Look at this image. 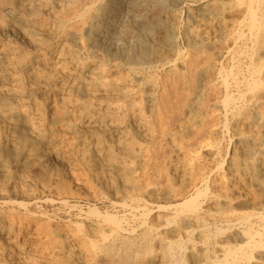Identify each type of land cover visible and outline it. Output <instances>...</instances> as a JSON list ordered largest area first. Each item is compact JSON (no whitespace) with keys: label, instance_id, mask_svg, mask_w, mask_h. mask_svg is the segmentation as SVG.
<instances>
[{"label":"bare ground","instance_id":"6f19581e","mask_svg":"<svg viewBox=\"0 0 264 264\" xmlns=\"http://www.w3.org/2000/svg\"><path fill=\"white\" fill-rule=\"evenodd\" d=\"M63 1V0H62ZM60 1V2H62ZM102 1V0H101ZM110 3V11L107 13V19L114 20L118 13L119 7H115L113 9V2L115 4V0H111ZM117 1V0H116ZM139 1V0H138ZM155 1V0H154ZM188 1V0H187ZM235 1V0H234ZM52 2V1H51ZM50 0H33V3H30L29 0H0V33L3 32L6 29V19L9 18L13 21L17 20V26L11 33H10V39L13 38L17 41H19L24 46H27L29 49H33L32 54L27 53H19L13 48L8 47H2L0 46V174L3 177V180L0 181V199L4 198V190H10L12 192V195L15 196V198L25 199L27 201H33L38 199H42L46 194L52 193L51 186L49 185L53 181H60L61 188L60 191H62L63 195H69L73 194L75 188L70 185L65 178L68 177L67 173L64 177L63 173L59 169H53L50 168V162L52 158H57L65 162L67 168H70V175L72 173V177L75 180L76 185L82 184V186H86L88 188L91 186L92 182L89 181V179H83L79 178V174L77 173L81 169H86L91 177V181L94 182L99 188L103 186V179L97 173V163H100L103 165L104 170L109 173H116L124 182H121V184L124 183V188H126L128 191L136 190V184L134 181H132L130 175L133 173L135 174L136 168H141L144 172L148 173L150 168L154 165V160L151 159L152 157L145 155L144 149L142 146L137 145L135 141H131L129 143H125L122 141V137L120 136L119 132L121 131L120 125L114 120L113 116L111 115V111L114 110L107 101L108 99L113 98H122L128 96L127 90L123 87L128 83L127 78H117V79H111L108 77V72L106 67L101 63H93V61L89 60L85 57V52L88 51V43L86 42L85 36V30L86 26L89 22V19L91 18V15L94 13V11H97V3L100 2L99 0H77L75 1L74 6L70 9L69 13L66 15H61L57 11L54 10V8L51 7ZM57 2V1H56ZM55 2V3H56ZM65 2V1H64ZM126 2V1H125ZM150 2V1H149ZM157 2V1H156ZM159 2V1H158ZM172 2V1H171ZM183 2V0L181 1ZM195 2V1H194ZM205 2V1H204ZM216 2V1H215ZM215 2L214 5H215ZM223 0L221 1V3ZM228 2V1H227ZM232 2V1H230ZM66 3V2H65ZM102 3V2H101ZM120 3V2H119ZM153 3V2H152ZM151 3V4H152ZM160 3V2H159ZM162 3V2H161ZM179 3V2H177ZM212 3V2H211ZM212 3V4H213ZM217 3H220L217 1ZM233 3V2H232ZM237 3L239 5V9L243 13H245L247 17V27L250 31V39L252 42V54L250 55V64L248 66V79L246 81V87H247V93L245 96V104L244 111L248 116H253V120L250 122V124H253L254 126L257 125L259 128H264V0H237ZM57 3L56 5H58ZM107 4V3H106ZM105 4V5H106ZM117 4V3H116ZM115 4V5H116ZM154 4V3H153ZM163 4V3H162ZM161 5V7H163ZM186 4V3H184ZM60 5V4H59ZM58 5V6H59ZM70 5V4H68ZM155 5V4H154ZM157 5V4H156ZM225 5V4H224ZM228 5H232L228 3ZM234 5V3H233ZM63 5H61L62 7ZM65 6V4H64ZM67 6V5H66ZM120 6V5H119ZM124 6V4H123ZM136 6V4H135ZM150 6V5H149ZM159 6V4H158ZM194 6V5H193ZM216 6V5H215ZM214 6V7H215ZM221 6V5H220ZM219 6V7H220ZM223 6V5H222ZM236 6V5H235ZM60 7V8H61ZM104 7V6H101ZM125 7V6H124ZM205 7V6H204ZM224 7V6H223ZM226 7V6H225ZM232 7V6H231ZM237 7V6H236ZM63 8V7H62ZM105 8V7H104ZM109 7H107L108 9ZM130 8V7H129ZM149 8V7H147ZM159 8V7H158ZM202 8V7H201ZM209 8V7H208ZM211 8V6H210ZM218 8V6L216 7ZM222 8V7H221ZM218 8V9H221ZM230 8V6L228 7ZM59 9V7H58ZM127 9V8H125ZM124 9V10H125ZM163 9H165L163 7ZM203 9V13H207L206 10ZM207 9V8H206ZM226 9V8H225ZM236 9V8H234ZM238 9V10H239ZM61 10V9H60ZM68 10V9H67ZM153 10V9H151ZM149 10V11H151ZM166 10V9H165ZM164 10V11H165ZM191 10V9H190ZM193 10V9H192ZM191 10V11H192ZM200 10V9H199ZM214 10V9H213ZM217 10V9H216ZM237 10V11H238ZM63 11V10H62ZM102 11V10H101ZM121 11V9L119 10ZM148 11V12H149ZM155 11V10H153ZM160 11H163L160 9ZM195 11H197L195 9ZM211 11V10H210ZM225 11V10H224ZM105 12V11H104ZM167 12V10H166ZM190 12V11H189ZM228 12V10H227ZM67 13V12H66ZM96 13V12H95ZM101 13V12H100ZM103 13V12H102ZM126 14V11L124 12ZM137 13V12H136ZM191 13V12H190ZM210 13V12H209ZM240 13V12H239ZM48 15L50 16V21L52 24V34L48 35L46 33L47 31V25L44 20H41L42 15ZM64 14V13H63ZM141 14V13H140ZM145 15V13H143ZM148 14V13H146ZM165 15V13H163ZM196 13H194V16ZM214 14V13H213ZM216 14V12H215ZM222 14V12H221ZM224 14V12H223ZM95 15V14H94ZM102 15V14H101ZM168 15V14H167ZM193 15V14H192ZM205 15V14H204ZM212 15V14H211ZM218 15V14H217ZM220 15V14H219ZM225 15V14H224ZM241 15V14H240ZM244 15V17H245ZM132 16V15H130ZM141 16V15H140ZM199 16V14H198ZM215 16V15H214ZM212 17V19L214 18ZM47 17V16H45ZM104 17V16H103ZM142 17V16H141ZM194 17V18H195ZM200 18L203 16H199ZM198 17V18H199ZM204 17H207L204 16ZM217 17V16H216ZM235 17V16H234ZM237 18L238 15L236 16ZM242 17V16H241ZM44 18V17H43ZM49 18V17H48ZM101 18V17H98ZM121 18V17H120ZM132 18V17H131ZM160 16L158 17V19ZM162 18V17H161ZM168 18V16H167ZM191 18V17H190ZM209 18V16L207 17ZM205 18V19H207ZM104 19V18H103ZM134 19V18H133ZM169 19V18H168ZM167 19V20H168ZM203 19V18H202ZM204 19V20H205ZM236 20V18H233ZM96 20V18H95ZM125 20V19H124ZM163 20V19H162ZM199 20V19H198ZM242 20V19H241ZM240 20V21H241ZM107 21V20H106ZM173 22V20H170ZM196 21V20H195ZM207 21V20H206ZM220 21V20H219ZM228 21V20H227ZM238 21V20H237ZM239 21V22H240ZM243 21V20H242ZM241 21V22H242ZM105 22V21H104ZM114 22V21H113ZM137 22V21H136ZM161 22V21H160ZM193 22V21H192ZM208 22V21H207ZM217 22V20H216ZM215 22V23H216ZM91 23V22H90ZM98 23V22H97ZM101 23V22H100ZM109 23V22H107ZM118 23V22H117ZM199 22H197L198 24ZM201 23V22H200ZM206 23V22H205ZM204 23V27H205ZM212 23V22H211ZM95 24V23H94ZM99 24V23H98ZM115 24V23H114ZM122 24V22H121ZM165 24V23H164ZM163 24V25H164ZM241 24V23H240ZM10 25V24H9ZM15 25V22H14ZM13 25V26H14ZM50 25V24H49ZM90 25V24H89ZM105 25V24H104ZM107 25V24H106ZM110 25V24H109ZM112 25V24H111ZM140 25V24H139ZM194 25H196L194 23ZM210 25V23H209ZM208 25V26H209ZM218 25V24H217ZM216 25V26H217ZM97 26V24L95 25ZM93 26V27H95ZM100 27V24L98 25ZM150 26V25H149ZM158 26H161L160 24ZM197 26V25H196ZM207 26V24H206ZM220 26V25H219ZM166 27V26H165ZM202 27V26H201ZM218 27V26H217ZM223 27V26H222ZM240 27V26H239ZM243 27V26H242ZM8 28V27H7ZM92 28V27H91ZM98 28V27H96ZM171 28V27H170ZM169 28V29H170ZM176 28V27H175ZM193 28V27H192ZM206 28V27H205ZM225 28V27H224ZM235 28V27H234ZM88 29V28H87ZM90 29V27H89ZM95 29V28H94ZM108 29V28H107ZM113 29V28H112ZM120 29V28H119ZM155 29V28H154ZM161 29V28H160ZM197 29V28H196ZM193 33H195V30ZM199 29V27H198ZM201 29V28H200ZM231 29V28H230ZM9 30V29H6ZM49 30V29H48ZM99 30V29H98ZM106 30V29H105ZM114 30V29H113ZM123 30V29H122ZM143 30V29H142ZM163 30V29H162ZM165 29L164 31H166ZM204 30V29H203ZM213 30V29H211ZM229 30V29H228ZM233 30V29H231ZM235 30V29H234ZM141 31V30H140ZM151 31V30H150ZM192 31V29H191ZM206 31V30H205ZM221 31V30H219ZM9 32V31H8ZM90 32V31H89ZM98 32V31H97ZM173 33V31L171 30ZM204 32V31H203ZM213 32V31H212ZM211 32V33H212ZM217 32V31H215ZM240 32V30H239ZM241 32H243L241 30ZM49 33V32H48ZM104 33H107L104 32ZM117 33V28H116ZM147 33V32H146ZM154 33V32H153ZM191 33V32H190ZM198 33V32H197ZM195 33V34H197ZM206 33V32H205ZM214 33V32H213ZM228 33V32H227ZM225 33V34H227ZM248 33V32H247ZM47 34V35H46ZM123 34V33H122ZM151 34V33H150ZM157 34V33H156ZM189 34V33H188ZM200 34V33H199ZM218 34V33H217ZM222 34V33H221ZM238 34V33H237ZM244 34V33H242ZM1 35V34H0ZM4 35V34H3ZM6 35V33H5ZM4 35V36H5ZM102 35V34H101ZM112 35V34H111ZM115 35V34H114ZM132 35V34H131ZM153 35V34H152ZM155 35V34H154ZM176 35V34H175ZM191 35V34H190ZM214 35V34H213ZM224 35V34H223ZM228 35V34H227ZM235 35V34H234ZM99 36V35H98ZM134 36V35H133ZM158 36V35H157ZM212 36V35H211ZM216 36V35H215ZM214 36V38H215ZM225 36V35H224ZM232 36V35H231ZM242 36V35H241ZM93 36H91L92 38ZM145 37V36H144ZM153 37V36H152ZM156 37V36H155ZM175 37V36H174ZM191 37V36H190ZM189 37V39H190ZM193 37V36H192ZM191 37V38H192ZM195 37V36H194ZM210 37V36H209ZM223 37V36H222ZM227 37V36H226ZM248 37V36H247ZM89 38V37H88ZM90 38V39H91ZM108 38V37H107ZM106 38V39H107ZM115 38V37H114ZM141 38V37H140ZM146 38V37H145ZM198 38V37H197ZM239 38V37H238ZM237 38V39H238ZM243 38V37H242ZM245 38V37H244ZM3 39V38H2ZM103 39V38H102ZM105 39V38H104ZM124 39V38H123ZM130 39V38H129ZM150 39V38H149ZM155 39V38H154ZM173 39V38H171ZM188 39V40H189ZM194 39V38H193ZM208 39V36H207ZM211 39V38H210ZM221 39V37H220ZM220 39H218L220 41ZM234 39V38H233ZM249 39V40H250ZM113 40V39H111ZM136 40V39H134ZM157 41V39H155ZM170 40V39H169ZM195 40V39H194ZM205 40V39H203ZM202 40V41H203ZM212 40V39H211ZM223 40V39H222ZM228 40V39H227ZM231 40V39H230ZM243 40V39H242ZM7 41V40H6ZM10 41V40H9ZM8 41V42H9ZM97 41V40H96ZM125 41V40H124ZM132 41V40H130ZM146 41V40H145ZM148 41V40H147ZM192 41V40H191ZM209 41V40H208ZM214 41V39H213ZM240 41V40H239ZM135 42V41H134ZM149 42V41H148ZM173 42V41H171ZM197 43V41H195ZM199 42H201L199 40ZM232 42V41H231ZM90 43V42H89ZM117 43V41H116ZM130 43V42H129ZM139 43V42H138ZM142 43V42H141ZM187 43V41L185 42ZM205 43V42H203ZM207 43V42H206ZM205 43V44H206ZM213 43V42H211ZM215 43V42H214ZM225 43V42H224ZM248 43V42H247ZM97 44H103L100 40L97 41ZM190 44V43H189ZM209 44V43H207ZM220 44V43H218ZM227 44V43H226ZM12 45V44H11ZM21 45V46H23ZM95 45V44H93ZM100 45V46H101ZM114 45V44H113ZM140 45V44H138ZM137 45V46H138ZM145 45V44H144ZM150 45V44H149ZM153 45V44H152ZM158 45V44H157ZM162 45V44H161ZM204 45V44H203ZM215 45V44H214ZM213 45V46H214ZM238 45V44H237ZM243 45V44H242ZM6 46H8L6 44ZM10 46V45H9ZM18 47V45H16ZM90 46V45H89ZM209 46H212L211 44ZM220 46H222L220 44ZM219 46V47H220ZM246 46V45H244ZM11 47V46H10ZM118 47V46H117ZM143 47V44H142ZM153 47V46H151ZM162 47V46H161ZM189 47V46H188ZM199 46L193 45L188 54L187 57L185 56H177L178 60L181 62V66L183 70H177L173 73H170L171 75L166 76L160 83L157 84V81L149 80L151 82L150 84L154 83L153 85H160L162 90H164V93L159 98V105L156 109L151 110V114L154 120L153 123H156L157 129H159L160 134L163 136L167 132L165 130V122L166 118L168 116L167 111L168 109V94L166 93L167 89L173 91L175 94L179 92L180 89L183 86V92L181 94L182 98V104L183 109L186 110L185 112H190L193 114L195 120H196V126H195V134L198 137L199 140H201L203 137H206L205 135L209 133L215 132L217 129V121L218 117L213 112L210 111L209 100L208 98L199 97L197 94V87L199 84H201L202 77L205 73L212 72L216 70L217 63L212 58H205L202 60L201 53L203 46L200 45V50L197 49ZM218 47V48H219ZM227 47V46H225ZM231 47V46H230ZM239 47V46H238ZM243 47V46H242ZM248 47V46H246ZM15 48V47H14ZM94 48V47H93ZM168 48V47H167ZM166 48V49H167ZM171 48V47H170ZM216 48V47H215ZM215 48L213 50L215 52ZM22 49V48H21ZM100 49V48H99ZM114 49V48H113ZM119 49V48H118ZM117 49V50H118ZM123 49V48H122ZM140 49V48H139ZM189 49V48H188ZM205 48H203L204 50ZM227 49V48H226ZM241 49V48H240ZM156 50H159V48ZM165 50V49H164ZM234 50V49H233ZM239 50V49H238ZM251 50V49H250ZM31 51V50H30ZM91 51V50H90ZM93 51V50H92ZM95 51V50H94ZM106 51V50H105ZM154 51V50H153ZM161 51V50H160ZM212 51V52H213ZM230 49L227 51L229 52ZM246 51V50H245ZM249 52V50H247ZM101 53V51H99ZM113 52V51H112ZM140 52V51H138ZM170 52V51H169ZM206 51H204L205 53ZM213 52V53H214ZM238 52V51H237ZM243 52V50H242ZM30 53V52H29ZM89 53V52H87ZM95 53V52H94ZM131 53V52H130ZM207 53V52H206ZM208 53H211L210 50ZM207 53V54H208ZM220 53V52H219ZM246 53V52H245ZM93 54V53H92ZM103 54V53H102ZM133 54V53H132ZM165 54V53H164ZM218 54V53H217ZM250 54V53H249ZM101 55V54H99ZM121 55V54H120ZM154 55V53H153ZM220 55V54H219ZM237 55V54H236ZM244 55V54H241ZM246 55V54H245ZM87 56V55H86ZM106 56V55H105ZM127 56V55H126ZM134 56V55H133ZM141 58L143 59H149L151 56V48L146 47L144 51L141 54ZM157 56V55H156ZM207 56V55H206ZM216 55L215 57H217ZM224 56V55H223ZM222 56V57H223ZM247 56V55H246ZM102 57V56H101ZM124 57V56H123ZM132 57V56H131ZM175 57V58H177ZM204 57V55H203ZM211 57V56H210ZM233 57V55H232ZM231 57V58H232ZM245 57V56H244ZM100 58V57H99ZM121 58V57H120ZM130 58V57H129ZM156 58V57H155ZM219 58V57H218ZM227 58V56H226ZM246 58V57H245ZM91 59V58H90ZM103 59V58H102ZM152 59V58H151ZM221 59V58H220ZM247 59V58H246ZM120 60V59H119ZM136 60V57H135ZM176 60V59H174ZM216 60V58H215ZM219 60V59H218ZM235 60V58H234ZM154 61V60H153ZM228 61V59H227ZM241 61V60H240ZM105 62V60H104ZM121 62V61H120ZM134 60L131 59V63H133ZM148 62V61H147ZM146 62V63H147ZM152 62V61H150ZM234 62V61H233ZM232 62V63H233ZM236 62V61H235ZM245 62V60H244ZM247 62V61H246ZM113 63V62H112ZM138 63V62H137ZM168 63V62H167ZM174 63V62H173ZM171 63V65L173 64ZM227 63V62H226ZM141 64V63H138ZM137 64V65H138ZM143 64V63H142ZM150 64V63H149ZM148 64V66H149ZM153 64V63H152ZM238 64V63H237ZM115 65V63H114ZM122 65V64H121ZM132 65V64H131ZM130 65V66H131ZM135 65V64H134ZM151 65V64H150ZM177 65V64H176ZM227 65V64H226ZM225 65V67H227ZM108 66V65H107ZM117 66V65H116ZM140 66V65H139ZM221 66V65H220ZM237 66V65H236ZM239 66V64H238ZM241 66V65H240ZM138 67V66H137ZM141 67V66H140ZM143 67V66H142ZM159 67V66H158ZM165 67V66H164ZM234 67V66H233ZM108 68V67H107ZM121 68V66H120ZM150 68V67H149ZM168 68V67H167ZM173 68V66H172ZM171 68V69H172ZM177 68V67H175ZM229 68V67H228ZM239 68V67H238ZM111 69V68H110ZM114 69V68H113ZM122 69V68H121ZM153 69V68H152ZM156 69V68H155ZM158 69V68H157ZM247 69V68H246ZM119 70V68H118ZM117 70V71H118ZM160 70V69H159ZM173 70V69H172ZM116 71V72H117ZM148 71H150L148 69ZM230 71L231 68H230ZM239 71V70H238ZM241 71V68H240ZM124 72V71H123ZM170 72V71H169ZM223 72V71H221ZM226 72V71H225ZM237 72V71H236ZM245 72V71H244ZM114 73V72H113ZM142 73V72H141ZM140 73V74H141ZM148 73V72H147ZM146 73V74H147ZM164 73V72H163ZM167 73V72H166ZM220 73V72H219ZM228 74V71L226 72ZM231 73V72H230ZM233 73V72H232ZM239 72H237L238 74ZM242 73V72H241ZM120 74V73H119ZM138 71L134 68L131 69V76H133L135 79L138 75ZM157 74V73H156ZM210 74V73H209ZM212 74V73H211ZM221 74V73H220ZM247 74V73H246ZM125 75V74H124ZM154 75V74H153ZM206 75V74H205ZM241 75V74H240ZM244 75V73H243ZM120 76V75H119ZM129 76V74H128ZM212 76V75H211ZM210 76V77H211ZM215 76V75H214ZM227 76V75H226ZM231 76V75H229ZM239 76V75H238ZM246 76V75H245ZM126 77V76H125ZM162 77V76H161ZM138 78V77H137ZM141 78V77H140ZM145 78V77H144ZM205 78V76H204ZM209 78V77H208ZM207 78V79H208ZM218 78V77H217ZM232 79V77H230ZM148 79H151L149 77ZM147 79V80H148ZM158 79V77L156 78ZM214 79V77L212 78ZM245 79V78H244ZM243 79V80H244ZM133 80V79H132ZM211 80V79H210ZM215 80V79H214ZM223 80V79H221ZM235 80V79H234ZM134 81V80H133ZM140 81V80H139ZM205 81V80H204ZM209 81V79H208ZM238 81V80H237ZM136 82V81H135ZM212 82V81H211ZM217 82V81H216ZM243 82V81H242ZM139 83V82H138ZM209 83V82H208ZM232 83V82H231ZM240 83V82H239ZM147 84V83H145ZM205 84V83H202ZM201 84V85H202ZM236 84V83H235ZM238 84V83H237ZM149 85V84H148ZM180 85V86H179ZM182 85V86H181ZM211 85V84H210ZM230 85V84H228ZM131 86V85H130ZM129 86V87H130ZM137 86V85H136ZM142 86V85H141ZM224 87L227 86V80L223 82ZM240 86V85H238ZM128 87V88H129ZM144 88V86H142ZM149 87V86H148ZM181 87V88H180ZM201 87V86H200ZM206 87V85H205ZM209 87V86H208ZM213 87V86H212ZM230 87V86H229ZM233 87V86H232ZM235 87V86H234ZM140 88V87H138ZM180 88V89H178ZM207 88V87H206ZM237 88V87H236ZM133 90V88L131 87ZM152 89V88H151ZM157 89V88H156ZM227 89V88H225ZM235 89V88H234ZM138 90V89H137ZM136 90V91H137ZM143 90V89H142ZM185 90V91H184ZM200 92L201 88H199ZM204 90V89H203ZM218 90V89H217ZM221 90V88H220ZM83 91L87 95V97L90 98L88 101L82 102L79 100L77 95ZM130 91V90H129ZM158 91V90H156ZM170 91V92H171ZM147 92V91H146ZM154 92V91H153ZM169 92V94H170ZM205 92V91H204ZM208 92V91H207ZM227 91H225L226 97H224V100H222L219 104L223 108H230L232 105L233 100L231 97L226 94ZM237 92V91H236ZM245 92V91H244ZM131 93V92H130ZM144 94V93H143ZM141 94V95H143ZM209 94V93H208ZM210 97H215L214 101L216 99H219L217 96L218 93L216 92V89H212ZM230 94H232L230 92ZM235 94V93H234ZM237 94V93H236ZM150 95V94H149ZM154 95V93H153ZM205 95V93H204ZM80 96V94H79ZM136 96V95H135ZM147 96V95H146ZM145 96V97H146ZM159 95L156 97L158 98ZM170 96H173V94H170ZM202 96V95H201ZM221 96V95H220ZM223 96V95H222ZM234 96V95H233ZM232 96V97H233ZM243 96V95H241ZM39 97L42 98V101H39ZM129 97V96H128ZM149 97V96H147ZM180 95H178L176 102H178V98ZM209 97V98H210ZM217 97V98H216ZM238 97V96H237ZM81 98V97H80ZM83 98V97H82ZM81 98V99H82ZM86 98V97H85ZM132 98V97H131ZM244 98V96H243ZM87 99V98H86ZM85 99V100H86ZM124 99V98H123ZM134 99V98H133ZM141 99V98H140ZM152 99V98H151ZM172 99V98H171ZM238 101L239 98H237ZM107 100V101H106ZM149 100V99H148ZM157 100V99H156ZM244 100V99H243ZM242 100V101H243ZM111 101V100H110ZM109 101V102H110ZM115 100H112V102ZM120 101V100H119ZM117 100V102H119ZM128 101V100H127ZM136 101V99H135ZM140 101V100H139ZM138 103L140 104V102ZM173 101V100H172ZM220 101V100H219ZM237 101V100H236ZM116 102V101H115ZM126 102V101H125ZM142 102V101H141ZM153 102V101H152ZM156 102V101H154ZM181 102V101H180ZM130 103V102H129ZM146 103V102H145ZM149 103V102H148ZM179 103V102H178ZM211 103V102H210ZM214 103V102H212ZM217 103V102H216ZM120 104V103H119ZM138 104V105H139ZM143 104V103H142ZM234 104V103H233ZM237 104V102H236ZM242 104V103H240ZM239 104V105H240ZM122 105V104H121ZM137 105V104H136ZM137 105V106H138ZM153 105V104H152ZM117 106V105H115ZM141 106V105H140ZM139 106V107H140ZM146 107H150L145 105ZM144 106V107H145ZM173 105V108H176ZM238 106V105H237ZM236 106V107H237ZM125 107V106H123ZM138 107V108H139ZM179 107V106H178ZM177 107V108H178ZM219 107V106H218ZM217 107V108H218ZM233 107V106H232ZM235 107V106H234ZM233 107V108H234ZM126 108V107H125ZM124 108V109H125ZM130 109L132 107H129ZM143 108V107H142ZM141 108V109H142ZM232 108V109H233ZM241 108V107H239ZM118 109V106H117ZM123 109V110H124ZM127 109V108H126ZM134 109V108H133ZM132 109V110H133ZM140 109V108H139ZM121 108L119 109V111ZM135 110V109H134ZM133 110V111H134ZM144 109L143 111H145ZM178 110V109H177ZM219 110V109H218ZM222 110V109H221ZM227 110V109H226ZM225 110V111H226ZM238 110V109H237ZM242 110V109H241ZM240 110V112H242ZM116 111V110H115ZM142 111V112H143ZM175 111V109H174ZM229 111V110H228ZM233 111V110H231ZM230 111V112H231ZM117 112V111H116ZM115 112V115H116ZM126 112V111H125ZM124 112V113H125ZM176 112V111H175ZM178 112V111H177ZM223 112V111H222ZM244 112V113H245ZM120 113V112H119ZM132 113V112H131ZM138 113V112H137ZM146 113V111H145ZM219 113V112H218ZM114 114V112H113ZM128 114V113H127ZM143 114V113H142ZM183 114V113H182ZM228 114V113H227ZM226 114V115H227ZM230 114V113H229ZM236 114V113H235ZM122 115V113H121ZM132 115H134L132 113ZM140 115V113H139ZM148 115V114H147ZM181 114L177 115L180 116ZM225 115V114H223ZM242 115V114H241ZM124 116V115H123ZM136 116V115H135ZM134 116V117H135ZM138 116V115H137ZM136 116V117H137ZM176 116V115H175ZM174 116V118H175ZM192 116V117H193ZM222 116V115H221ZM234 116V115H233ZM232 116V117H233ZM244 116V115H243ZM126 117V116H125ZM132 117V116H131ZM130 117V118H131ZM172 117V116H171ZM185 117V115H184ZM190 117V116H189ZM226 116L223 117V119ZM240 117V116H239ZM242 117V116H241ZM240 117V118H241ZM145 117L139 116V120H143ZM151 118V117H149ZM172 118V119H174ZM177 118V117H176ZM175 118V119H176ZM188 118V117H187ZM191 118V117H190ZM238 118V117H236ZM132 119V118H131ZM136 119V118H135ZM174 119V120H175ZM183 119V118H182ZM189 119V118H188ZM193 119V118H192ZM191 119V120H192ZM120 121L119 119H116ZM123 120V119H122ZM145 123L149 119H145ZM226 120V119H225ZM241 120V119H240ZM131 121V120H130ZM141 121H139L141 123ZM172 121V120H171ZM169 120V122H171ZM188 120H186L187 122ZM221 121V120H220ZM236 121V120H234ZM238 121V120H237ZM123 122V121H122ZM120 122V123H122ZM133 122V120H132ZM131 122V123H132ZM135 122V120H134ZM138 122V123H139ZM150 122V121H149ZM177 122V121H176ZM184 122V121H183ZM229 122V121H228ZM248 117L246 116L244 119L242 118L241 124L248 125ZM152 123V122H151ZM173 123V121L171 122ZM190 123V122H189ZM230 123V122H229ZM124 124V123H123ZM133 124V123H132ZM149 124V123H147ZM180 124V123H179ZM221 124V123H220ZM227 123L225 122L224 125ZM82 125H86V134L90 137L94 138L90 146H87L86 144L84 148L80 146L79 143L75 142V137H77V132L79 131V127ZM154 125V124H153ZM175 125V124H174ZM172 124V128L175 129L176 127ZM184 125V124H183ZM233 125V124H232ZM231 125V126H232ZM240 125V124H238ZM134 126V125H133ZM138 126V125H137ZM135 126V127H137ZM142 126V125H141ZM149 126V125H148ZM175 128H174V127ZM230 126V127H231ZM256 126V128H257ZM126 127V125L124 126ZM146 127V126H145ZM181 127V126H180ZM178 127V128H180ZM190 127V126H189ZM192 127V126H191ZM219 127V126H218ZM221 127V126H220ZM253 127V126H252ZM138 128V127H137ZM136 128V129H137ZM154 128V127H153ZM171 128V129H172ZM247 128V127H246ZM129 129V127H128ZM145 129V128H144ZM151 129V128H150ZM182 129V128H180ZM187 129V128H186ZM224 129V128H223ZM225 129H227L225 127ZM168 130V129H167ZM220 130V129H219ZM233 130V129H232ZM237 130V129H236ZM257 130V129H256ZM81 131V130H80ZM128 131V130H126ZM138 131V129L136 130ZM140 131V130H139ZM153 129L150 131L152 132ZM186 131V130H185ZM82 132V131H81ZM130 132V131H129ZM147 132H149L147 130ZM146 132V134H147ZM247 132V131H246ZM261 132V130H260ZM134 135L136 132H132ZM138 133V132H137ZM170 133L172 134L173 132ZM228 133V132H227ZM232 133V132H231ZM235 133V131L233 132ZM238 133V132H237ZM249 133V132H248ZM255 135L252 137L245 136L244 134H237L238 138L237 144L240 147V153L238 154V157L234 159L233 166L236 170L241 174L239 176L240 182L239 185V192L238 195L240 198H244V203L252 208V211L254 210H260L259 212L256 211V213H247L243 214L239 217V228L237 229V237L240 240L241 244L235 247H225L224 244L219 245L217 243L214 244L213 248L215 250V253L218 254V258L220 257L221 260H217L213 264H264V195L263 191L257 187L261 186L260 177H264V140L260 139L258 135L261 133L254 132ZM125 134V133H124ZM130 133H127V135ZM153 134V133H151ZM150 134V135H151ZM168 134V133H167ZM225 134V133H224ZM252 134V133H251ZM101 135L103 138H101ZM133 135V136H134ZM139 135V134H138ZM141 135V134H140ZM149 135V133H148ZM190 135V134H189ZM215 135V134H214ZM213 135V136H214ZM228 135V134H227ZM235 135V134H234ZM86 136V135H85ZM125 136V135H124ZM132 136V135H131ZM130 136V137H131ZM185 136V133H184ZM183 136V137H184ZM194 136V135H193ZM211 136V135H210ZM216 136V135H215ZM104 137H109L108 140ZM135 137V136H134ZM146 137V136H144ZM149 137V136H148ZM169 137V136H168ZM187 137V135L185 136ZM190 137V136H189ZM192 137V136H191ZM225 137V136H224ZM235 137V136H234ZM262 137V136H261ZM87 138V137H86ZM125 138L128 139L126 136ZM124 138V139H125ZM132 138V137H131ZM130 138V139H131ZM139 138V137H138ZM155 138V136H154ZM208 138V137H207ZM134 139V138H133ZM143 139V138H141ZM165 139V137H164ZM181 139V138H180ZM183 139V138H182ZM198 139H196L198 141ZM209 139V138H208ZM49 141V146L51 144V150L50 152L44 151V147L42 150L41 143L43 141ZM77 140V138H76ZM89 140V139H88ZM129 140V139H128ZM138 140V139H137ZM140 140V138H139ZM150 140V139H149ZM148 140V141H149ZM163 140V139H162ZM187 140V139H186ZM185 140V141H186ZM109 141V142H108ZM152 141V139H151ZM164 141V140H163ZM184 141V143H185ZM192 141V140H191ZM196 141V142H197ZM207 141V139H206ZM82 142V141H81ZM80 142V143H81ZM85 142V141H83ZM127 142V141H126ZM143 142V141H142ZM188 142V140L186 141ZM86 143V142H85ZM139 143V142H138ZM141 143V140H140ZM139 143V144H140ZM166 143V140H165ZM198 143V142H197ZM217 143V142H216ZM45 144V143H44ZM48 144V142L46 143ZM82 144V143H81ZM113 144L118 147V149H121L122 151V157L115 155V149L113 148ZM144 145L143 143H141ZM163 144V143H162ZM187 144V143H186ZM185 144V146H187ZM193 143L189 144L192 146ZM157 145H159V141L157 142ZM156 145V147H157ZM194 145V144H193ZM212 145V144H211ZM237 145V146H238ZM145 146V145H144ZM184 146V145H183ZM182 146V148H183ZM205 146V145H202ZM48 147V145H47ZM47 147H45L47 149ZM147 147V146H146ZM189 147V146H188ZM220 147V146H219ZM145 148V147H144ZM149 148V147H148ZM153 148V147H151ZM180 148V147H179ZM207 148V147H206ZM214 148V147H213ZM154 149V148H153ZM158 149V148H157ZM156 149V150H157ZM167 149V147H166ZM165 149V150H166ZM194 149V147H193ZM239 149V148H238ZM115 150V151H114ZM147 150V148H146ZM154 150V151H156ZM163 150V149H162ZM202 150V149H201ZM218 150V149H217ZM220 150V149H219ZM150 151V149H149ZM160 151V150H159ZM158 151V152H159ZM185 151V150H183ZM192 151V150H191ZM199 151V149H198ZM117 152V151H116ZM153 151H151L152 153ZM194 152V151H193ZM220 151H218L219 153ZM144 153V155L142 154ZM195 153V152H194ZM225 153V152H224ZM148 154V153H147ZM157 154V153H156ZM160 154V153H159ZM167 154V153H166ZM199 154V153H198ZM236 154V156H237ZM150 155V154H149ZM158 155V154H157ZM182 155V154H181ZM197 155V153L195 154ZM165 156V155H162ZM167 156V155H166ZM88 157L95 158L96 160L91 162L88 161ZM161 157V156H158ZM176 157V156H175ZM182 157V156H181ZM181 157H179L181 159ZM199 157V156H198ZM217 157V156H216ZM221 157V155H220ZM162 158V157H161ZM177 158V157H176ZM168 159V158H167ZM178 159V158H177ZM195 159V158H194ZM199 159V158H198ZM222 159V158H221ZM55 160V159H54ZM94 160V159H93ZM220 159L218 158L217 161ZM223 160V159H222ZM233 160V159H232ZM50 161V162H49ZM58 161V160H57ZM196 161V160H195ZM198 161V160H197ZM160 162V158L159 161ZM181 162V161H180ZM193 162V156L190 153V150L187 148L185 155H184V172L186 174V171L188 173H191L192 178L194 180V184H201L205 182V179L207 177V172L205 171V168L201 167L202 164L195 165ZM60 163V162H59ZM57 163V164H59ZM164 163V162H163ZM171 163V162H170ZM178 163V162H177ZM195 163V162H194ZM207 163V162H204ZM54 164V163H53ZM61 164H63L61 162ZM181 164V163H180ZM198 164V163H197ZM209 164V163H208ZM225 164V161L221 163V166ZM63 165V168H64ZM158 165V164H157ZM164 165V164H163ZM170 165V164H169ZM173 165V164H172ZM171 165V166H172ZM182 165V164H181ZM204 165V164H203ZM232 165V164H231ZM52 166V165H51ZM54 166V165H53ZM161 166V165H160ZM168 165H165V167ZM178 166V164H177ZM208 166V165H207ZM218 166V165H217ZM216 166V167H217ZM221 166H218V168ZM59 167V166H58ZM101 167V166H100ZM164 167V168H165ZM170 167V166H169ZM179 167V166H178ZM210 167V166H209ZM17 168H25V169H33V168H39L42 171H44L47 174L48 177V183L40 184L36 183L38 180H33L29 177H24L23 175L18 177L14 176V172L12 170ZM60 168V167H59ZM66 168V167H65ZM154 168V167H153ZM168 168V167H166ZM165 168V169H166ZM182 168V166H181ZM228 168V167H227ZM234 169V168H233ZM232 169V170H233ZM21 169H19L20 171ZM162 170V169H161ZM174 170V169H173ZM182 170V169H181ZM180 170V171H181ZM182 170V171H183ZM209 170V169H208ZM219 170V169H218ZM223 170V169H222ZM67 171V169H66ZM65 171V172H66ZM69 171V170H68ZM67 171V172H68ZM100 171V168H99ZM103 171V169H102ZM101 173H104L102 172ZM142 171V172H143ZM155 171V168L153 169V172ZM171 171V170H169ZM179 171V172H180ZM235 170H233L234 172ZM16 172V171H15ZM40 172V171H39ZM143 172V173H144ZM165 172V171H164ZM173 172V171H171ZM170 172V173H171ZM177 172V170H176ZM213 172V171H212ZM212 172L209 173L212 175ZM227 172V171H226ZM237 172V171H235ZM27 175L29 172H27ZM138 174V172H136ZM169 173V174H170ZM175 173V172H173ZM183 173V172H182ZM221 173V170H220ZM225 173V172H223ZM238 173V174H239ZM17 175V172L15 173ZM22 174V173H21ZM38 174V173H37ZM37 174H35L37 176ZM145 174V173H144ZM154 174V173H153ZM159 174V173H158ZM161 174V173H160ZM233 173L232 175H234ZM0 175V176H1ZM25 175V176H27ZM69 175V176H70ZM81 175V174H80ZM110 175V174H107ZM115 175V174H114ZM115 175V176H116ZM146 175V174H145ZM149 175V174H148ZM147 175V176H148ZM157 175V174H156ZM168 175V173H167ZM237 175V173H236ZM33 176V173H32ZM134 176V175H133ZM137 176V175H136ZM142 176V175H141ZM154 176V175H153ZM174 176V175H173ZM176 176V175H175ZM187 176V175H186ZM185 176V177H186ZM220 176V175H219ZM217 176V177H219ZM235 176V175H234ZM238 176V175H237ZM35 177V176H34ZM39 177V176H38ZM82 177V175H81ZM87 177V176H86ZM150 177V175H149ZM157 177V176H156ZM155 177V178H156ZM160 177V176H158ZM172 177V176H171ZM179 178V176H176ZM184 177V176H183ZM209 177V176H208ZM248 177V179L246 178ZM71 178V177H70ZM105 178V177H104ZM107 178H109L107 176ZM112 178V176H111ZM115 178V177H113ZM140 178V177H138ZM143 178V177H142ZM153 178V177H152ZM161 178V177H160ZM175 177L172 179L174 180ZM181 178V176H180ZM179 178V180H181ZM191 178V179H192ZM215 178V176H214ZM37 179V178H36ZM73 179H70L73 180ZM110 179V178H109ZM134 179V177H133ZM158 179V178H157ZM157 179L156 182L157 183ZM170 179V177H169ZM213 179V178H212ZM225 179V178H224ZM106 180V179H104ZM159 180V179H158ZM220 178L218 181L220 182ZM262 180V179H261ZM112 182V180H110ZM115 181V179H114ZM113 181V183H114ZM117 181V179H116ZM121 181V180H120ZM137 181V180H136ZM175 181V180H174ZM189 181V180H188ZM211 181V180H210ZM216 182V180H214ZM213 181V182H214ZM74 182V181H73ZM144 182V181H143ZM142 182V183H143ZM164 186H159L155 183V185L159 187H147V189L143 191L142 196H157V199L159 196H172L173 200L178 199V194L172 189L171 182L168 180L165 181ZM181 182V181H180ZM185 182V181H184ZM223 182V181H222ZM72 183V182H71ZM112 183V184H113ZM120 183V182H119ZM117 183V184H119ZM190 183V182H189ZM192 183V182H191ZM212 183V182H211ZM237 183V184H238ZM264 183V182H263ZM40 184V185H38ZM74 184V183H72ZM111 184V185H112ZM120 184V185H121ZM161 184V182H160ZM176 184V183H175ZM174 184V185H175ZM204 184V183H203ZM226 184V183H225ZM236 184V185H237ZM54 185V184H53ZM110 185V184H108ZM110 185V186H111ZM115 185V183H114ZM163 185V183H162ZM191 185V184H189ZM202 185V184H201ZM213 185V184H212ZM215 185V184H214ZM264 185V184H263ZM262 185V186H263ZM83 186V187H84ZM93 186V185H92ZM113 186V185H112ZM117 186V185H116ZM139 186V185H138ZM178 186V185H177ZM199 186V185H198ZM195 185V187H198ZM228 186V185H227ZM261 186V187H262ZM142 187V186H141ZM140 187V188H141ZM200 187V186H199ZM202 187V186H201ZM208 187V185H207ZM205 186L206 189L207 188ZM213 187V186H212ZM215 187V186H214ZM218 189L221 190L224 189L223 183H217ZM216 187L214 189H216ZM238 187V185H237ZM257 188V189H254ZM53 188V187H52ZM80 188V186H79ZM116 188V187H115ZM114 188V189H115ZM122 188V185L121 187ZM119 188V190H120ZM231 188V187H230ZM233 188V187H232ZM231 188V189H232ZM54 189V188H53ZM56 189V188H55ZM54 189V190H55ZM78 189V188H77ZM83 189V188H81ZM98 189V188H96ZM94 189V190H96ZM113 189V188H112ZM144 189V186H143ZM142 189V190H143ZM210 189V188H209ZM213 189V188H212ZM216 189V190H218ZM235 189V187H234ZM88 190V189H86ZM85 190V191H86ZM100 190V189H98ZM116 190V189H115ZM124 190V189H123ZM122 190V191H123ZM176 190V189H175ZM180 190V189H178ZM192 190V189H191ZM208 190V188H207ZM196 191L195 195L193 197H190V199L184 200L181 202V204L173 205V213L175 211L177 218H179V227H176L175 230L169 231V233L179 236L183 235L185 242L188 244L192 241V237L195 235V233L205 234L207 231L208 225L203 222L202 216H201V205L199 204L198 200L201 199L202 195L204 196L205 193L209 191ZM220 190V191H221ZM222 190V192H223ZM78 191V190H77ZM93 191V190H92ZM90 191L92 194L93 192ZM114 191V190H113ZM126 193V190H124ZM217 191L218 193L220 192ZM229 189L227 190V192ZM58 192V191H56ZM80 192V191H79ZM78 192V193H79ZM89 192V191H88ZM87 192V193H88ZM101 192V191H100ZM103 192V191H102ZM105 192V191H104ZM115 192V191H114ZM136 192V191H135ZM138 192V191H137ZM195 192V191H194ZM212 192V191H211ZM217 192H214L217 194ZM221 192V193H222ZM6 193V192H5ZM8 193V192H7ZM6 193V196H7ZM76 193V192H75ZM85 193V192H83ZM86 193V194H87ZM90 193V194H91ZM99 193V192H98ZM106 193V192H105ZM122 193V192H121ZM124 193V192H123ZM124 193V195H125ZM134 193V192H133ZM184 193V192H183ZM231 193V192H230ZM236 193V192H235ZM53 194V193H52ZM50 194V195H52ZM81 194V193H80ZM89 194V193H88ZM91 194V195H92ZM97 194V193H96ZM101 194V193H100ZM99 194V195H100ZM138 194V193H137ZM190 194V192H189ZM223 194L220 196L214 197L211 195L212 202L214 205L215 215L218 214V216H224L226 214H223L224 208L231 206V203L228 200V196L225 193V198L223 197ZM11 195V194H10ZM49 195V194H48ZM57 193L55 194V196ZM61 195V194H60ZM60 195L56 197H60ZM76 195V194H75ZM83 195V194H81ZM85 195V194H84ZM94 195V194H93ZM92 195V198H93ZM102 195V194H101ZM128 194H126L127 196ZM133 195V194H132ZM206 195V194H205ZM54 196V194H53ZM66 196V197H67ZM72 195L71 197H73ZM87 196V195H85ZM96 196V195H95ZM115 196V195H114ZM123 196V194H122ZM202 196V197H203ZM209 196V195H208ZM233 196V195H232ZM52 197V196H51ZM67 197V198H68ZM76 197V196H75ZM105 197V196H104ZM116 197V196H115ZM112 199L113 201L115 200ZM134 197V196H133ZM144 197V198H145ZM189 197V196H188ZM231 197V196H230ZM229 197V198H230ZM64 198V197H63ZM77 198V197H76ZM91 198V197H90ZM95 198V197H94ZM100 198V197H99ZM118 198V197H117ZM116 198V200H117ZM127 198V197H126ZM131 198V197H130ZM148 198V197H147ZM146 198V199H147ZM166 198V197H165ZM163 198V199H165ZM234 197H231L232 199ZM238 197H236L237 199ZM56 199V198H55ZM110 199V198H109ZM108 199V200H109ZM122 199V198H121ZM129 199V196H128ZM127 199V200H128ZM142 199V198H141ZM136 200L133 199L132 203L135 205L134 209L141 212L143 217V225L146 224V214L147 209L150 206L149 201L146 200ZM163 199L161 201H163ZM170 199V198H169ZM180 199V198H179ZM204 199V198H203ZM206 199V198H205ZM235 199V198H234ZM235 199V201H236ZM47 200V198H46ZM45 200V201H46ZM50 202V199H48ZM47 200V201H48ZM59 200V199H58ZM96 200V198H95ZM148 200V199H147ZM156 202V199H154ZM152 200V201H154ZM238 200V199H237ZM241 200V199H240ZM44 201V200H43ZM42 201V202H43ZM44 201V202H45ZM53 201V200H52ZM51 201V202H52ZM71 201V200H70ZM97 201V200H96ZM99 201V200H98ZM159 200H157L158 202ZM160 201V202H161ZM232 201V200H231ZM1 202V201H0ZM9 202V201H7ZM17 203L16 201H14ZM13 202V203H14ZM18 202V204L25 208L26 205L22 200ZM50 202V203H51ZM68 202L64 201L66 204ZM72 202V201H71ZM123 202V200H122ZM204 202V200H203ZM206 202V201H205ZM211 202V201H210ZM209 202V203H210ZM237 202V201H236ZM47 203V202H46ZM53 203V202H52ZM56 203V202H55ZM61 203V202H60ZM121 203V202H120ZM119 203V204H120ZM125 203V202H123ZM167 203V202H165ZM7 204V203H5ZM32 204V203H31ZM30 204V205H31ZM62 204V203H61ZM69 204V202H68ZM66 204V205H68ZM113 204V203H112ZM117 204V203H116ZM155 204V203H154ZM158 204V203H157ZM160 204V203H159ZM168 204V203H167ZM13 205V204H11ZM29 205V204H28ZM115 205V204H114ZM166 205V204H165ZM203 205V204H202ZM19 206V207H20ZM65 206V205H64ZM71 206V205H69ZM91 206V205H90ZM112 206V205H111ZM121 206V204H120ZM127 207V205H125ZM124 206V209L126 208ZM131 205H129L130 207ZM153 206V205H152ZM158 206V205H157ZM234 206V205H233ZM9 207V206H8ZM28 207V206H27ZM39 207V206H38ZM81 207V206H80ZM89 207V206H88ZM114 207V206H112ZM131 207V208H133ZM156 207V206H155ZM164 206H162V209ZM169 209H171L172 205H167ZM15 208V207H14ZM84 208V207H83ZM128 208V207H127ZM151 208V207H150ZM206 208V207H204ZM233 208L234 207H230ZM76 209V208H74ZM73 209V210H74ZM97 209V208H96ZM114 209V208H113ZM130 209V208H129ZM159 209V208H158ZM237 210V208H235ZM254 209V210H253ZM14 210V209H13ZM25 210V209H24ZM37 210V209H36ZM81 210V209H80ZM78 210V211H80ZM93 216H96L99 219V223L96 225H92L91 228H88V231L92 232L89 233L90 235L97 238V242L93 241L94 239L87 238V236L81 234V229L77 228L76 231L73 229L72 233L71 231L65 232L64 229L60 226L53 225V223H50L48 221L42 220V218L31 217L27 218L26 220L22 221V219L18 218V213L16 216L13 215V213H0V264H60V262L64 261L67 264H95L98 261H101L102 263L106 264H134L135 262L139 260V256L134 253L135 248L137 247V244L134 243L133 240H131L128 237H125V229H124V220L123 218L117 217L115 215H102L97 210L93 211ZM119 210V209H118ZM133 210V209H131ZM135 210V211H136ZM149 210V209H148ZM153 210V209H152ZM161 210V209H160ZM165 210V209H164ZM172 210V209H171ZM203 210V209H202ZM205 210V209H204ZM210 210V209H209ZM230 210V209H229ZM8 211V210H7ZM16 212V210H14ZM124 211V210H123ZM128 211V210H127ZM134 211V212H135ZM155 211V210H154ZM158 211V210H157ZM228 211V210H224ZM131 212V211H130ZM129 212V213H130ZM237 212V211H235ZM69 213V211H68ZM81 213V212H80ZM83 213V211H82ZM88 212L89 214H92ZM108 213V212H107ZM149 213L150 210H149ZM157 213V212H156ZM228 213V212H227ZM241 213V212H240ZM239 213V214H240ZM243 213V212H242ZM21 214V213H20ZM28 214V213H27ZM46 214V213H45ZM79 214V213H78ZM84 214V213H83ZM128 214V213H126ZM124 214V215H126ZM58 215V214H57ZM71 215V214H70ZM77 215V214H76ZM134 215V214H133ZM164 215V214H163ZM162 215V216H163ZM230 215V213H229ZM228 215V216H229ZM236 215V214H235ZM22 217L24 215H21ZM36 216V215H34ZM38 216V215H37ZM69 216V215H68ZM92 216V215H91ZM137 216V215H136ZM165 216V215H164ZM168 216V215H167ZM170 216V215H169ZM173 216V215H172ZM227 216V217H228ZM81 217V216H80ZM88 217V216H87ZM134 217V216H133ZM141 217V215L139 216ZM138 217V218H139ZM160 217V216H159ZM171 217V216H170ZM207 217V216H206ZM233 218L235 216H232ZM45 218V217H44ZM129 218V217H128ZM136 218V217H135ZM134 218V219H135ZM137 218V220H138ZM168 219L167 217H165ZM219 218V217H218ZM217 218V219H218ZM226 218V217H225ZM255 218L260 221L261 229L256 228L255 225L252 224L251 220ZM73 219V218H72ZM170 219V218H169ZM172 219V218H171ZM174 219V218H173ZM206 219V218H205ZM214 218L212 217V220ZM86 220V219H85ZM142 220V219H140ZM221 220V219H220ZM223 220V219H222ZM229 220V219H228ZM234 220V219H233ZM62 221V220H61ZM60 221V222H61ZM68 221V220H67ZM70 221V220H69ZM82 221V220H81ZM95 221V220H93ZM147 221V220H146ZM167 221V220H166ZM170 221V220H169ZM167 221V222H169ZM178 221V220H176ZM219 221V220H218ZM230 221V220H229ZM76 222V221H75ZM87 222V221H86ZM96 222V221H95ZM94 222V223H95ZM129 222V221H127ZM153 222V221H152ZM212 222V221H211ZM235 222V221H234ZM65 223V222H64ZM81 223V222H80ZM79 223V224H80ZM93 223V222H92ZM149 223V221H148ZM151 223V222H150ZM172 223V222H171ZM174 223V222H173ZM213 223H215L213 221ZM221 223V222H220ZM73 224V223H72ZM168 224V223H167ZM170 224V223H169ZM209 224V223H208ZM212 224V223H211ZM218 224V222H217ZM216 224V225H217ZM226 227H227V223ZM233 224V223H232ZM255 224V222H254ZM65 225V224H64ZM129 225V224H128ZM134 225V224H133ZM139 225V224H138ZM185 225L187 227H185ZM231 226V224H229ZM87 226V225H86ZM126 226V225H125ZM164 226V225H163ZM178 226V225H177ZM213 227V224L211 225ZM210 226V227H211ZM225 226V225H224ZM65 227V226H64ZM67 227V226H66ZM70 227V226H69ZM74 227V226H73ZM80 227V226H79ZM88 227V226H87ZM128 227V226H127ZM142 227V225L140 226ZM158 227V226H157ZM165 227V226H164ZM164 227H162L164 230H166ZM169 227V226H168ZM171 227V226H170ZM173 227V226H172ZM235 227V226H234ZM130 228V227H129ZM143 228V227H142ZM147 228V226H146ZM160 228V227H159ZM158 228V229H159ZM161 228V229H162ZM216 228V227H215ZM214 228V229H215ZM229 228V227H227ZM233 228V226H232ZM237 228V227H236ZM69 229V228H68ZM67 229V230H68ZM72 229V228H71ZM137 229V228H136ZM162 229V230H163ZM168 229V228H167ZM226 229V228H225ZM224 229V230H225ZM234 229V228H233ZM261 229V230H260ZM84 230V229H83ZM87 230V228H86ZM133 230V229H132ZM163 230V231H164ZM220 229H218L219 231ZM221 230L222 233H224ZM235 230V229H234ZM134 231V230H133ZM143 231V230H142ZM162 231V232H163ZM215 231V230H214ZM219 231V232H221ZM226 231V230H225ZM230 231V230H229ZM84 232V231H83ZM156 232L152 228L146 229L144 233L141 235V242L140 245L137 247L139 248V252L148 253L150 251V240L151 235ZM165 232V231H164ZM211 232V231H210ZM209 232V233H210ZM26 233V237L24 239H21L20 236ZM127 233V232H126ZM136 233V232H135ZM208 233V234H209ZM228 233V231H227ZM235 231L233 232V234ZM87 234V235H89ZM124 234V235H123ZM129 234V233H127ZM134 233H132L133 235ZM161 237L163 236V233H161ZM212 234V233H211ZM216 234V233H215ZM220 234V233H219ZM226 234V233H225ZM25 235V234H24ZM89 235V236H90ZM131 235V233H130ZM206 235V234H205ZM210 235V234H209ZM213 235V234H212ZM232 235V234H231ZM134 236V235H133ZM132 236V237H133ZM166 236V235H165ZM169 236V235H167ZM217 236V235H214ZM221 236V235H220ZM202 237V236H200ZM198 235V238H200ZM205 237V236H204ZM213 237V236H210ZM233 236H231L232 238ZM92 238V237H91ZM156 238V237H155ZM160 238V237H159ZM171 239V237H169ZM168 238V239H169ZM197 238V239H198ZM226 238V237H225ZM228 238V237H227ZM236 238V237H234ZM134 239V238H133ZM203 239V238H202ZM218 239V238H217ZM117 240H121L119 244L117 243ZM136 240V238H135ZM175 240V239H174ZM205 240V239H203ZM216 240V239H215ZM225 240V239H224ZM222 240V241H224ZM228 240V239H227ZM238 240V242H239ZM198 241V240H197ZM212 241V240H211ZM236 241L235 239L233 240ZM232 241V242H233ZM101 243V245L99 244ZM153 244L155 241H152ZM157 242V241H156ZM202 242V241H200ZM216 242V241H214ZM67 244H69V250L66 247ZM162 243V242H161ZM185 243V244H186ZM195 243V242H194ZM223 243V242H222ZM225 243V242H224ZM228 243V242H226ZM225 243V244H226ZM236 243V242H235ZM59 244V245H58ZM184 241H180L179 239L177 241H163V245L165 246L166 254L170 258H173L175 256V252L177 250L181 251L184 250ZM191 244V243H190ZM196 244V243H195ZM206 244V243H205ZM189 245V244H188ZM202 245V244H201ZM207 245V244H206ZM237 245V244H236ZM156 246V245H155ZM186 246V245H185ZM228 246V245H227ZM191 247V246H190ZM205 247V246H204ZM73 248V249H72ZM156 249V248H155ZM187 249V248H186ZM191 249V248H190ZM193 249V248H192ZM196 249V248H194ZM68 250V252H66ZM163 251V250H162ZM191 251V250H190ZM199 251V250H198ZM164 252V251H163ZM192 252H194L192 250ZM209 252V251H208ZM213 252V251H212ZM204 253V252H202ZM211 253V250H210ZM194 254V253H193ZM22 255L21 261L20 257ZM142 255V253H141ZM184 255V254H183ZM208 255V253H206ZM204 255V256H206ZM193 256V255H192ZM214 256V255H213ZM166 257V256H165ZM175 258V257H174ZM186 258V257H185ZM189 258V257H188ZM211 257H209L210 259ZM169 259V258H167ZM165 260V258H164ZM174 260V259H173ZM179 260V259H178ZM187 260V259H186ZM199 260V259H198ZM207 260V259H206ZM148 261V260H147ZM171 261V260H170ZM182 261V259H181ZM208 261V260H207ZM150 262V261H149ZM168 262V261H167ZM183 262V261H182ZM200 262V261H199ZM209 262V261H208ZM207 262V263H208ZM212 262V261H211ZM172 262H170L171 264ZM176 263V262H175ZM177 262L176 264H178ZM206 263V262H202Z\"/></svg>","mask_w":264,"mask_h":264},{"label":"rangeland","instance_id":"374dc122","mask_svg":"<svg viewBox=\"0 0 264 264\" xmlns=\"http://www.w3.org/2000/svg\"><path fill=\"white\" fill-rule=\"evenodd\" d=\"M30 1V3H33V0H29ZM52 1V2H51ZM57 1V2H56ZM60 1H62V0H50V2H51V7L52 8H54V10L55 11H57L59 14H61V15H66V14H68L69 13V11H70V9L74 6V4H75V1H77V0H63L62 2H60ZM66 3H65V2ZM100 2H98L97 3V7H96V9H97V11H94V13L91 15V18L92 19H89V22H88V24H87V26H86V30H85V39H86V42L88 43V51H86L84 54H85V57L86 58H88L90 61L92 60H94L93 61V63H101V64H103L105 67H106V69H107V72H108V77L109 78H113V79H119V78H121L122 76H123V78H127L128 79V83H130V84H126V86L124 85L123 87L127 90V92L129 93L128 94V96H127V98L126 97H120L119 99L117 98H111V99H108V103L111 105V106H113L112 108L114 109V110H112L111 111V115L113 116V118H114V120L120 125V127H121V131L119 132V134H120V136L122 137V141L123 142H125V143H129V142H131L132 140L133 141H135L136 143H137V145H139V146H142L143 147V149H144V153H145V155H147L146 157H148V156H150V157H152L151 159H155L154 160V165L150 168V170L148 171V173H146V172H144L141 168H136L134 171H135V174H131L130 175V177L132 178L131 180L132 181H134V183L136 184V190H133V192L132 191H128L126 188H124L125 186H124V183L123 184H121V182H124L118 175H116V173H109V172H106V170H104V167H103V165L102 164H100V163H98V162H96L97 163V165H99V166H97V173H99V175L102 177V179H103V186L102 187H98L96 184H94V182L93 181H91V177H90V174H89V172L86 170V169H81L78 173H77V175L79 176V178H83V179H89V181L90 182H92V183H90V184H92L91 186H89L88 188H86V186H82V184H78V185H76V183H75V180L73 179V177H72V173H71V175L69 174L70 173V168H67V164L65 163V162H63L62 160L60 161V159H57V158H52L51 159V162L49 163L50 165V168H53V169H59L62 173H63V175H64V177H67L66 176V173H67V175H68V177L67 178H65V180L66 179H68V180H66L70 185H72V187H76V186H78V187H76V189H74V190H76V191H74L73 192V194H71V195H69V197L67 198L65 195H63V193H62V191H60V188H61V184H60V181H53V182H51L49 185L51 186V189L53 190L52 191V193L54 194V196H53V194L52 193H48V194H46L42 199H40L39 201H38V199H36V200H33V201H27V200H25V199H20V198H15V196H13L12 195V193H10V192H12V191H10V190H4L3 191V193H4V198H2V199H0V213H5L6 214V212L7 213H13V215L14 216H16V214L18 213V218H19V216H20V218L22 219V221H24V220H26L27 218H29V217H31V215L33 216V217H37V218H42V220H44V221H48V219L49 218H51V219H49V221L48 222H50V223H53V225H56V224H58V225H56V226H60V227H62V229H64L65 230V232H69V231H71V233H72V230L74 229L75 231H76V229L77 228H80L81 229V234H83V235H85V236H87V238H90L91 240L92 239H94L93 241H95V242H97L98 240H97V238L95 237V235L94 236H92V235H90L89 233H91L92 234V232L90 231V229H89V231H88V228H91V226L92 225H96L97 223H99V219L96 217V216H93V213H92V210L91 209H93V211L95 210H97L100 214H102V215H106V214H110V215H115V216H117V217H120V218H123V220H124V229H125V237H128V238H130L131 240H133L134 241V243H136L137 244V247L140 245V243H138V242H141V235L144 233V231H146V229H150V228H152L154 231H156V232H154L152 235H151V240H150V251L148 252V253H144L143 254V252H139V248H135V250H134V253L136 254V255H138L139 256V260L137 261V263L135 262L134 264H170V262H172L171 264H176L177 262H179L178 264H213V262L215 263L217 260H221V258L219 257L218 258V254H216L215 253V250H214V244H212V243H217V244H219V245H223L224 244V246L225 247H235V246H238V245H240L241 244V242H240V240L238 239V237H237V229L239 228V217L241 216V215H243V214H247V213H256V211L257 212H259L260 210H254V211H252V208L251 207H249V206H247L245 203H244V201H243V199L244 198H240L239 197V195H238V192H239V185H240V182L238 183V181L240 180V178L239 177H241V176H239V175H241L239 172H238V170H236V168L235 167H231V166H233V161H234V159H236L237 157H238V154L240 153V147H239V145L237 144L238 142H236L237 141V138H238V135L237 134H244L245 136H248V137H252V136H254L255 135V133L254 132H256V135H257V133L259 134V133H261V132H264V128L262 129V128H259L257 125H253V124H250V122L253 120V116L251 117V116H248L247 114H246V112L244 111V104H245V99L247 98H245V96H246V94L248 95V93H247V87H246V81L245 80H247L248 79V66H249V62H250V55L252 54V52L251 51H253L252 50V42H251V39H250V31H249V29H248V27H247V23H248V21H247V17H246V15H245V13H243V15H242V13L241 12H243L242 10H241V8L239 9V5H238V3H237V0H223V2L221 3V1L222 0H183V2H181L182 0H115V4H114V2H113V9H115V7H119V9H118V15H117V17L113 20H110V19H107V13H109V11H110V3L112 2L111 0H99ZM126 1V2H125ZM150 1V2H149ZM157 1V2H156ZM160 3H159V2ZM172 1V2H171ZM195 1V2H194ZM205 1V2H204ZM216 1V2H215ZM217 1L218 2H220V3H217ZM228 1V2H227ZM230 1H232L233 3H234V5H233V3L232 2H230ZM56 2V3H55ZM102 2V3H101ZM120 2V3H119ZM155 4H153V3ZM163 4H162V3ZM177 2H179V3H177ZM213 2H215V5H214V3L212 4ZM57 3H59L58 5H56ZM107 3V4H106ZM152 3V4H151ZM184 3H186V4H184ZM228 3H230V4H232V5H228ZM64 4H65V6H64ZM68 4H70V5H68ZM106 4V5H105ZM123 4H124V6H123ZM135 4H136V6H135ZM157 4V5H156ZM158 4H159V6H158ZM160 4H162V6L167 10V12H166V10L165 9H163V7H161V5ZM225 4V5H224ZM61 5H63L62 7H61ZM67 5V6H66ZM120 5V6H119ZM150 5V6H149ZM194 5V6H193ZM221 5V6H220ZM224 7H223V6ZM237 7H236V6ZM101 6H104V7H101ZM205 6V7H204ZM210 6H211V8H210ZM215 6V7H214ZM218 6V8H221V9H218V8H216ZM220 6V7H219ZM226 6V7H225ZM230 6V8H228ZM232 6V7H231ZM58 7H59V9H58ZM61 7V8H60ZM107 7H109L108 9H107ZM130 7V8H129ZM147 7H149V8H147ZM159 7V8H158ZM204 8V10H206V12L207 13H203V9L202 8ZM209 7V8H208ZM125 8H127V9H125ZM207 8V9H206ZM226 8V9H225ZM234 8H236V9H234ZM61 9V10H60ZM68 9V10H67ZM121 9V11H119ZM125 9V10H124ZM151 9H153V10H155V11H153V10H151ZM160 9L161 10H163V11H160ZM192 11H191V10ZM195 9L197 10V11H195ZM200 9V10H199ZM214 9V10H213ZM217 9V10H216ZM239 9V10H238ZM63 10V11H62ZM102 10V11H101ZM149 10H151V11H149ZM165 10V11H164ZM211 10V11H210ZM225 10V11H224ZM227 10H228V12H227ZM238 10V11H237ZM105 11V12H104ZM126 11V14L124 13ZM149 11V12H148ZM191 13H190V12ZM67 12V13H66ZM96 12V13H95ZM101 12V13H100ZM103 12V13H102ZM137 12V13H136ZM210 12V13H209ZM215 12H216V14H215ZM221 12H222V14H221ZM223 12H224V14H223ZM240 12V13H239ZM64 13V14H63ZM141 13V14H140ZM143 13H145V15L143 14ZM146 13H148V14H146ZM163 13H165V15L163 14ZM194 13H196L195 15H196V17L194 16ZM214 13V14H213ZM95 14V15H94ZM102 14V15H101ZM168 14V15H167ZM193 14V15H192ZM198 14H199V16L201 15V16H203V17H199L198 16ZM205 14V15H204ZM212 14V15H211ZM218 14V15H217ZM220 14V15H219ZM241 14V15H240ZM130 15H132V16H130ZM142 17H141V16ZM207 15V17L209 16V18H207V17H204V16H206ZM215 15V16H214ZM238 15V17L239 18H237L236 16ZM244 15H245V17H244ZM45 16H47V17H45ZM104 16V17H103ZM160 16V18L158 19V17ZM167 16H168V18H167ZM214 16V18L212 19V17ZM217 16V17H216ZM235 16V17H234ZM242 16V17H241ZM44 17V18H43ZM49 17V18H48ZM98 17H101V18H98ZM121 17V18H120ZM132 17V18H131ZM162 17V18H161ZM191 17V18H190ZM195 17V18H194ZM199 17V18H198ZM95 18H96V20H95ZM104 18V19H103ZM134 18V19H133ZM203 18V19H202ZM205 18H207V19H205ZM233 18H236V20L235 19H233ZM125 19V20H124ZM163 19V20H162ZM168 19V20H167ZM199 19V20H198ZM205 19V20H204ZM243 21H242V20ZM41 20H44L46 23H48V24H46L47 25V31H46V33L48 34V35H51L52 34V30H53V28H52V24H51V21H50V16H48V15H42L41 16ZM107 20V21H106ZM170 20H173V22L172 21H170ZM196 20V21H195ZM208 22H207V21ZM216 20H217V22H216ZM220 20V21H219ZM228 20V21H227ZM238 20V21H237ZM242 22H241V21ZM105 21V22H104ZM114 21V22H113ZM137 21V22H136ZM161 21V22H160ZM193 21V22H192ZM240 21V22H239ZM14 22H15V25H14ZM91 22V23H90ZM100 24V27L98 26L99 24ZM101 22V23H100ZM107 22H109V23H107ZM118 22V23H117ZM121 22H122V24H121ZM197 22H199L198 24H197ZM201 22V23H200ZM206 22V23H205ZM212 22V23H211ZM216 22V23H215ZM6 29H9V30H4L3 32H1L0 34V46H2V47H8V48H13V50L15 49L16 51L18 50L19 51V53H27V54H32L34 51H33V49H29L27 46H24L23 44H21L19 41H17V40H15V39H13V38H11L10 39V33L16 28V26L18 25L17 24V20L15 21H13L12 19L10 20L9 18H7L6 19ZM95 23V24H94ZM115 23V24H114ZM165 23V24H164ZM194 23L197 25H194ZM204 23H205V27H204ZM209 23H210V25H209ZM241 23V24H240ZM10 24V25H9ZM50 24V25H49ZM90 24V25H89ZM97 24V26H95ZM105 24V25H104ZM107 24V25H106ZM110 24V25H109ZM112 24V25H111ZM140 24V25H139ZM161 25V26H158V25ZM164 24V25H163ZM206 24H207V26H206ZM218 24V25H217ZM14 25V26H13ZM150 25V26H149ZM209 25V26H208ZM218 27H217V26ZM220 25V26H219ZM93 26H95V27H93ZM166 26V27H165ZM202 26V27H201ZM223 26V27H222ZM240 26V27H239ZM243 26V27H242ZM8 27V28H7ZM13 27H15V28H13ZM89 27H90V29H89ZM92 27V28H91ZM96 27H98V28H96ZM171 27V28H170ZM176 27V28H175ZM193 27V28H192ZM198 27H199V29H198ZM225 27V28H224ZM235 27V28H234ZM88 28V29H87ZM95 28V29H94ZM108 28V29H107ZM114 30H113V29ZM116 28H117V33H116ZM120 28V29H119ZM155 28V29H154ZM161 28V29H160ZM170 28V29H169ZM194 28L196 29L195 30V33H197V34H195V33H193V31H194ZM201 28V29H200ZM233 29V30H231V29ZM49 29V30H48ZM99 29V30H98ZM106 29V30H105ZM123 29V30H122ZM143 29V30H142ZM163 29V30H162ZM165 29H167L166 31H164ZM191 29H192V31H191ZM204 29V30H203ZM211 29H213V30H211ZM229 29V30H228ZM235 29V30H234ZM141 30V31H140ZM151 30V31H150ZM171 30L173 31V33L171 32ZM206 30V31H205ZM219 30H221V31H219ZM239 30H240V32H239ZM241 30L243 31V32H241ZM9 31V32H8ZM90 31V32H89ZM98 31V32H97ZM107 31V33H104V32H106ZM204 31V32H203ZM214 33H213V32ZM215 31H217V32H215ZM49 32V33H48ZM147 32V33H146ZM154 32V33H153ZM191 32V33H190ZM206 32V33H205ZM212 32V33H211ZM228 32V33H227ZM248 32V33H247ZM5 33H6V35H5ZM123 33V34H122ZM151 33V34H150ZM157 33V34H156ZM189 33V34H188ZM200 33V34H199ZM218 33V34H217ZM222 33V34H221ZM225 33H227V34H225ZM238 33V34H237ZM242 33H244V34H242ZM5 36H4V35ZM46 34V35H47ZM102 34V35H101ZM112 34V35H111ZM115 34V35H114ZM132 34V35H131ZM153 34V35H152ZM155 34V35H154ZM176 34V35H175ZM191 34V35H190ZM214 34V35H213ZM225 36H224V35ZM235 34V35H234ZM99 35V36H98ZM134 35V36H133ZM158 35V36H157ZM212 35V36H211ZM216 35V36H215ZM232 35V36H231ZM242 35V36H241ZM91 36H93L92 38H91ZM146 38H145V37ZM153 36V37H152ZM156 36V37H155ZM175 36V37H174ZM192 38H191V37ZM195 36V37H194ZM207 36H208V39H207ZM210 36V37H209ZM214 36H215V38H214ZM223 36V37H222ZM227 36V37H226ZM248 36V37H247ZM89 37V38H88ZM108 37V38H107ZM115 37V38H114ZM141 37V38H140ZM189 37H190V39H189ZM198 37V38H197ZM220 37H221V39H220ZM239 37V38H238ZM243 37V38H242ZM245 37V38H244ZM3 38V39H2ZM91 38V39H90ZM103 38V39H102ZM105 38V39H104ZM107 38V39H106ZM124 38V39H123ZM130 38V39H129ZM150 38V39H149ZM157 39V41L155 40V39ZM171 38H173V39H171ZM195 40H194V39ZM212 40H211V39ZM234 38V39H233ZM238 38V39H237ZM111 39H113V40H111ZM134 39H136V40H134ZM170 39V40H169ZM189 39V40H188ZM203 39H205V40H203ZM213 39H214V41H213ZM218 39H220V41L218 40ZM223 39V40H222ZM228 39V40H227ZM231 39V40H230ZM243 39V40H242ZM250 39V40H249ZM7 40V41H6ZM10 40V41H9ZM99 41L100 42V40H101V42L103 43L102 45L101 44H97V41ZM125 40V41H124ZM130 40H132V41H130ZM146 40V41H145ZM149 42H148V41ZM192 40V41H191ZM199 40L201 41V42H199ZM203 40V41H202ZM209 40V41H208ZM240 40V41H239ZM9 41V42H8ZM116 41H117V43H116ZM135 41V42H134ZM171 41H173V42H171ZM187 41V43H185ZM195 41H197V43L195 42ZM232 41V42H231ZM90 42V43H89ZM130 42V43H129ZM139 42V43H138ZM142 42V43H141ZM203 42H207V43H209V44H205V43H203ZM211 42H213V43H211ZM215 42V43H214ZM225 42V43H224ZM248 42V43H247ZM190 43V44H189ZM218 43H220L222 46H220V44H218ZM227 43V44H226ZM6 44L8 45V46H6ZM12 44V45H11ZM93 44H95V45H93ZM114 44V45H113ZM138 44H140V45H138ZM142 44H143V47H142ZM145 44V45H144ZM150 44V45H149ZM153 44V45H152ZM158 44V45H157ZM162 44V45H161ZM204 44V45H203ZM212 45V46H209V45ZM215 44V45H214ZM238 44V45H237ZM243 44V45H242ZM11 47H10V46ZM16 45H18V47L16 46ZM21 45H23V46H21ZM90 45V46H89ZM101 45V46H100ZM138 45V46H137ZM193 45H195V46H199V48L197 47V49H199V51H201L202 50V53H201V58H202V60L203 59H205V58H212V59H214V61L217 63V67H219V68H217L216 70H214V71H212V72H209V73H205L204 74V76H205V78H204V76L202 77V80H201V84L202 83H205V84H199V86L197 87V94H198V96L199 97H203V98H205L206 96V98H208V101L209 100H212V101H209V105L208 106H212V108L210 107L209 109H210V111L211 112H213L215 115H217V119H218V121H217V125L219 126H217L216 127V131L215 132H213V133H209V134H207V135H205L206 137H203L201 140H199L198 139V137L196 136V134H195V124H196V120H195V118H194V116H193V114L192 113H190V112H188V110H187V112H185L186 110H184L182 107H183V104H182V96H181V94H182V92H183V86H182V88L180 89V88H178V89H180V94H178L179 92H177L176 94L173 92V91H171V90H169V89H167V91H166V93L168 94V111H167V114L168 113H171V116H170V114H168V116H167V118H166V122H165V130L167 131V132H165L166 134L165 135H161L160 134V132H159V129H157L158 127H157V125H156V123H153L154 122V120H152L153 119V117H152V114H151V110H154V109H156L157 107H158V105H159V98H160V96L164 93V90H162V88H161V86L160 85H153L154 83H152V84H150L151 82H149V80H154V81H157V84L158 83H160L166 76H168V75H171L170 73H173L174 71H176V69L177 70H183L182 69V66H181V62L178 60V57L181 55V56H185V57H187L188 56V54H189V52H190V50H191V48L190 47H192ZM200 45H202L203 46V48H205L204 50H203V48L201 49L200 48ZM214 45V46H213ZM244 45H246V46H248V47H246V46H244ZM118 46V47H117ZM151 46H153V47H151ZM162 46V47H161ZM189 46V47H188ZM220 46V47H219ZM225 46H227V47H225ZM231 46V47H230ZM239 46V47H238ZM243 46V47H242ZM15 47V48H14ZM94 47V48H93ZM146 47H148V48H151V56H150V58L149 59H143V58H141L142 56H141V54H142V52L144 51V49L146 48ZM168 47V48H167ZM171 47V48H170ZM216 47V48H215ZM219 47V48H218ZM22 48V49H21ZM100 48V49H99ZM114 48V49H113ZM119 48V49H118ZM123 48V49H122ZM140 48V49H139ZM156 48L158 49L159 48V50H156ZM167 48V49H166ZM189 48V49H188ZM214 48H215V52L213 51L214 50ZM227 48V49H226ZM241 48V49H240ZM118 49V50H117ZM165 49V50H164ZM201 49V50H200ZM211 49H213V50H211ZM230 49V51L229 52H227L228 50ZM234 49V50H233ZM239 49V50H238ZM251 49V50H250ZM31 50V51H30ZM91 50V51H90ZM93 50V51H92ZM95 50V51H94ZM106 50V51H105ZM154 50V51H153ZM161 50V51H160ZM209 50H210V52L211 53H208L209 52ZM242 50H243V52H242ZM246 50V51H245ZM247 50H249V52L247 51ZM17 51V52H18ZM99 51H101V53L99 52ZM113 51V52H112ZM138 51H140V52H138ZM170 51V52H169ZM204 51H206L205 53H204ZM214 53H213V52ZM238 51V52H237ZM30 52V53H29ZM87 52H89V53H87ZM95 52V53H94ZM131 52V53H130ZM220 52V53H219ZM246 52V53H245ZM93 53V54H92ZM103 53V54H102ZM133 53V54H132ZM153 53H154V55H153ZM165 53V54H164ZM218 53V54H217ZM250 53V54H249ZM99 54H101V55H99ZM121 54V55H120ZM220 54V55H219ZM237 54V55H236ZM241 54H244V55H241ZM247 56H246V55ZM87 55V56H86ZM106 55V56H105ZM127 55V56H126ZM134 55V56H133ZM157 55V56H156ZM203 55H204V57H203ZM207 55V56H206ZM216 55H218L217 57H215ZM224 55V56H223ZM232 55H233V57H232ZM102 56V57H101ZM124 56V57H123ZM132 56V57H131ZM178 56V57H177ZM211 56V57H210ZM223 56V57H222ZM226 56H227V58H226ZM247 58H245V57ZM100 57V58H99ZM121 57V58H120ZM130 57V58H129ZM135 57H136V60H135ZM156 57V58H155ZM175 57H177V58H175ZM219 57V58H218ZM232 57V58H231ZM91 58V59H90ZM103 58V59H102ZM152 58V59H151ZM215 58H216V60H215ZM221 58V59H220ZM234 58H235V60H234ZM120 59V60H119ZM131 59L132 60H134V62L133 63H131ZM174 59H176V60H174ZM219 59V60H218ZM227 59H228V61H227ZM104 60H105V62H104ZM154 60V61H153ZM241 60V61H240ZM244 60H245V62H244ZM121 61V62H120ZM148 61V62H147ZM150 61H152V62H150ZM234 61V62H233ZM236 61V62H235ZM247 61V62H246ZM113 62V63H112ZM141 63V64H138V63ZM147 62V63H146ZM168 62V63H167ZM174 62V63H173ZM227 62V63H226ZM233 62V63H232ZM114 63H115V65H114ZM143 63V64H142ZM151 65H150V64ZM153 63V64H152ZM171 63H173L172 65H171ZM239 64V66H238V64ZM122 64V65H121ZM132 64V65H131ZM135 64V65H134ZM138 64V65H137ZM148 64H149V66H148ZM177 64V65H176ZM227 64V65H226ZM108 65V66H107ZM117 65V66H116ZM131 65V66H130ZM141 67H140V66ZM221 65V66H220ZM225 65L227 66V67H225ZM237 65V66H236ZM241 65V66H240ZM120 66H121V68H120ZM138 66V67H137ZM143 66V67H142ZM159 66V67H158ZM165 66V67H164ZM172 66H173V68H172ZM234 66V67H233ZM108 67V68H107ZM150 67V68H149ZM168 67V68H167ZM175 67H177V68H175ZM229 67V68H228ZM239 67V68H238ZM111 68V69H110ZM114 68V69H113ZM118 68H119V70H118ZM132 68H134V69H136L137 71H138V75H137V77H136V79L133 77V76H131V69ZM153 68V69H152ZM156 68V69H155ZM158 68V69H157ZM173 70H172V69ZM230 68H231V70L232 71H230ZM240 68H241V71H240ZM247 68V69H246ZM148 69L150 70V71H148ZM160 69V70H159ZM118 70V71H117ZM239 70V71H238ZM117 71V72H116ZM124 71V72H123ZM170 71V72H169ZM221 71H223V72H221ZM228 71V74L226 73V72ZM239 72L238 74H237V72ZM245 71V72H244ZM114 72V73H113ZM142 72V73H141ZM148 72V73H147ZM164 72V73H163ZM167 72V73H166ZM221 74H220V73ZM231 72V73H230ZM233 72V73H232ZM242 72V73H241ZM120 73V74H119ZM141 73V74H140ZM147 73V74H146ZM157 73V74H156ZM212 73V74H211ZM243 73H244V75H243ZM247 73V74H246ZM125 74V75H124ZM128 74H129V76H128ZM154 74V75H153ZM241 74V75H240ZM120 75V76H119ZM212 75V76H211ZM215 75V76H214ZM227 75V76H226ZM229 75H231V76H229ZM239 75V76H238ZM246 75V76H245ZM126 76V77H125ZM162 76V77H161ZM211 76V77H210ZM117 77V78H116ZM141 77V78H140ZM145 77V78H144ZM149 77H151V79H148ZM158 77V79H156ZM164 77V78H163ZM209 77V78H208ZM214 77V79H212ZM218 77V78H217ZM230 77H232V79L230 78ZM163 78V79H162ZM209 79V81H208V79ZM245 78V79H244ZM134 81H133V80ZM148 79V80H147ZM211 79V80H210ZM221 79H223V80H221ZM225 79L227 80V86L228 87H224L223 86V82L225 81ZM235 79V80H234ZM244 79V80H243ZM140 80V81H139ZM205 80V81H204ZM238 80V81H237ZM136 81V82H135ZM212 81V82H211ZM217 81V82H216ZM243 81V82H242ZM139 82V83H138ZM209 82V83H208ZM232 82V83H231ZM240 82V83H239ZM145 83H147V84H145ZM236 83V84H235ZM238 83V84H237ZM149 84V85H148ZM211 84V85H210ZM228 84H230V85H228ZM131 85V86H130ZM137 85V86H136ZM144 86V88L142 87V86ZM205 85H206V87H205ZM238 85H240V86H238ZM130 86V87H129ZM149 86V87H148ZM180 86V85H179ZM201 86V87H200ZM209 86V87H208ZM213 86V87H212ZM230 86V87H229ZM233 86V87H232ZM235 86V87H234ZM129 87V88H128ZM131 87L133 88V90L131 89ZM138 87H140V88H138ZM237 87V88H236ZM152 88V89H151ZM157 88V89H156ZM199 88H201V91H202V93L200 92V90H199ZM216 89V92L218 93L217 95H219V96H217L219 99H216V101H214V98L215 97H210L212 94H211V92H212V89ZM220 88H221V90H220ZM225 88H227V89H225ZM235 88V89H234ZM138 89V90H137ZM143 89V90H142ZM204 89V90H203ZM218 89V90H217ZM130 90V91H129ZM137 90V91H136ZM156 90H158V91H156ZM147 91V92H146ZM154 91V92H153ZM171 91V92H170ZM185 91V90H184ZM205 91V92H204ZM208 91V92H207ZM225 91H227L226 92V94H228L230 97H231V99L233 100V102H232V105L230 106V108H222L221 107V105L219 104L222 100H224V97H226V95H225ZM237 91V92H236ZM245 91V92H244ZM131 92V93H130ZM169 92H170V94H173V96H170V94H169ZM230 92L232 93V94H230ZM144 93V94H143ZM153 93H154V95H153ZM204 93H205V95H204ZM209 93V94H208ZM235 93V94H234ZM237 93V94H236ZM79 94H80V96H79ZM78 95H77V97L76 98H78L79 100H84L85 102L86 101H88V100H90V98L89 97H87V95H83V94H85L83 91H81L80 93H79ZM141 94H143V95H141ZM150 94V95H149ZM136 95V96H135ZM149 96V97H147V96ZM157 95H159L158 96V98L156 97ZM178 95H180V97L178 98V102H176V100H177V97H178ZM202 95V96H201ZM221 95V96H220ZM223 95V96H222ZM234 95V96H233ZM241 95H243L244 96V98H243V96H241ZM146 96V97H145ZM233 96V97H232ZM238 96V97H237ZM82 99H81V98ZM87 99H86V98ZM132 97V98H131ZM210 97V98H209ZM216 97V98H217ZM124 98V99H123ZM134 98V99H133ZM141 98V99H140ZM152 98V99H151ZM172 98V99H171ZM237 98H239V100L240 101H238V99ZM86 99V100H85ZM135 99H136V101H135ZM149 99V100H148ZM157 99V100H156ZM244 99V100H243ZM111 100V101H110ZM112 100H115V101H113L112 102ZM117 100L119 101V102H117ZM128 100V101H127ZM140 100V101H139ZM173 100V101H172ZM220 100V101H219ZM237 100V101H236ZM243 100V101H242ZM39 101H42V98L41 97H39ZM84 101H82V102H84ZM110 101V102H109ZM126 101V102H125ZM138 101L140 102V104L138 103ZM142 101V102H141ZM153 101V102H152ZM154 101H156V102H154ZM181 101V102H180ZM130 102V103H129ZM146 102V103H145ZM149 102V103H148ZM211 102V103H210ZM212 102H214V103H212ZM217 102V103H216ZM236 102H237V104H236ZM120 103V104H119ZM143 103V104H142ZM234 103V104H233ZM240 103H242V104H240ZM122 104V105H121ZM138 106H137V105ZM153 104V105H152ZM178 105V106H174V107H176V108H173V105ZM240 104V105H239ZM115 105H117L118 106V109H117V106H115ZM141 105V106H140ZM145 105H147V106H150V107H146ZM238 105V106H237ZM123 106H125V107H123ZM140 106V107H139ZM145 106V107H144ZM219 106V107H218ZM234 108H233V107ZM237 106V107H236ZM129 107H132L131 109L129 108ZM140 109H139V108ZM143 107V108H142ZM178 107V108H177ZM218 107V108H217ZM239 107H241V108H239ZM121 108V110L119 111V109ZM125 108V109H124ZM135 110H134V109ZM142 108V109H141ZM154 108V109H153ZM233 108V109H232ZM124 109V110H123ZM134 111H133V110ZM144 109H146L145 111H146V113H145V111H143ZM174 109H175V111H174ZM178 109V110H177ZM219 109V110H218ZM222 109V110H221ZM227 109V110H226ZM238 109V110H237ZM242 109V110H241ZM117 112H116V111ZM226 110V111H225ZM229 110V111H228ZM231 110H233V111H231ZM240 110L242 111V112H240ZM126 111V112H125ZM143 111V112H142ZM178 111V112H177ZM223 111V112H222ZM231 111V112H230ZM113 112H114V114H113ZM115 112H116V115H115ZM120 112V113H119ZM125 112V113H124ZM134 114V115H132V113ZM138 112V113H137ZM219 112V113H218ZM245 112V113H244ZM121 113H122V115H121ZM128 113V114H127ZM139 113H140V115H139ZM143 113V114H142ZM183 113V114H182ZM228 113V114H227ZM230 113V114H229ZM236 113V114H235ZM148 114V115H147ZM179 114H181L180 116H177V115H179ZM223 114H225V115H223ZM227 114V115H226ZM242 114V115H241ZM124 115V116H123ZM137 117H136V116ZM142 115V117H145V118H143L144 119V121H146L145 119H149L146 123L142 120H139L138 118H139V116H141ZM176 115V116H175ZM184 115H185V117H184ZM222 115V116H221ZM234 115V116H233ZM244 115V116H243ZM126 116V117H125ZM132 116V117H131ZM135 116V117H134ZM174 116H175V118H174ZM191 118H190V117ZM193 116V117H192ZM224 116H226L224 119H223V117ZM233 116V117H232ZM241 118H240V117ZM248 117V120H249V122H248V125L246 124V126L245 125H243V124H241V120H242V118L244 119L245 117ZM132 119H131V118ZM149 117H151V118H149ZM189 119H188V118ZM236 117H238V118H236ZM136 118V119H135ZM172 118H174V119H172ZM183 118V119H182ZM193 118V119H192ZM116 119H119L120 121H118V120H116ZM123 119V120H122ZM192 119V120H191ZM226 119V120H225ZM241 119V120H240ZM131 120V121H130ZM132 120H133V122H132ZM134 120H135V122H134ZM169 120L171 121H173V123H171V122H169ZM186 120H188L187 122H186ZM221 120V121H220ZM234 120H236V121H234ZM238 120V121H237ZM123 121V122H122ZM139 121H141V123L139 122ZM150 121V122H149ZM177 121V122H176ZM184 121V122H183ZM230 123H229V122ZM120 122H122V123H120ZM133 124H132V123ZM139 122V123H138ZM152 122V123H151ZM190 122V123H189ZM225 122L227 123L226 125H224L225 124ZM124 123V124H123ZM147 123H149V124H147ZM180 123V124H179ZM221 123V124H220ZM154 124V125H153ZM172 124L176 127H174L175 129H173L172 128ZM184 124V125H183ZM233 124V125H232ZM238 124H240V125H238ZM126 125V127H124ZM134 125V126H133ZM138 125V126H137ZM142 125V126H141ZM149 125V126H148ZM232 125V126H231ZM135 126H137V127H135ZM146 126V127H145ZM181 126V127H180ZM190 126V127H189ZM192 126V127H191ZM221 126V127H220ZM231 126V127H230ZM253 126V127H252ZM256 126H257V128H256ZM128 127H129V129H128ZM154 127V128H153ZM178 127H180V128H182V129H180V128H178ZM225 127L227 128V129H225ZM247 127V128H246ZM84 128H86V125H82L81 127H79V131L77 132V137H75V142H77V143H79L80 144V146L82 147V148H84V146L85 145H83V144H86L87 146H90L92 143H94L93 141L95 140L94 138H92V137H90L89 135H87L86 134V129L84 130ZM138 129V131H136L137 129ZM145 128V129H144ZM151 128V129H150ZM172 128V129H171ZM187 128V129H186ZM224 128V129H223ZM153 129V131L152 132H150L151 130ZM168 129V130H167ZM220 129V130H219ZM233 129V130H232ZM237 129V130H236ZM257 129V130H256ZM82 132H81V131ZM126 130H128V131H126ZM140 130V131H139ZM147 130L149 131V132H147ZM170 130H171V132H173L172 134L170 133ZM186 130V131H185ZM260 130H261V132H260ZM130 131V132H129ZM235 131V133H233ZM247 131V132H246ZM132 132H136V134L134 135V133H132ZM138 132V133H137ZM146 132H147V134H146ZM228 132V133H227ZM232 132V133H231ZM238 132V133H237ZM249 132V133H248ZM125 133V134H124ZM127 133H130V134H128L127 135ZM148 133H149V135H148ZM151 133H153V134H151ZM168 133V134H167ZM184 133H185V136L187 135V137H185L184 136ZM225 133V134H224ZM252 133V134H251ZM139 134V135H138ZM141 134V135H140ZM151 134V135H150ZM190 134V135H189ZM216 136H215V135ZM228 134V135H227ZM235 134V135H234ZM254 134V135H253ZM86 135V136H85ZM125 135V136H124ZM132 135V136H131ZM135 137H134V136ZM194 135V136H193ZM211 135V136H210ZM214 135V136H213ZM128 137V139L127 138H125V137ZM132 138H131V137ZM144 136H146V137H144ZM149 136V137H148ZM154 136H155V138H154ZM169 136V137H168ZM184 136V137H183ZM190 136V137H189ZM192 136V137H191ZM225 136V137H224ZM235 136V137H234ZM262 136V137H261ZM87 137V138H86ZM140 138V140H141V143H143L144 145H142L141 143H140V140H139V138ZM164 137H165V139H164ZM209 139H208V138ZM258 137L260 138V139H262V140H264V133H261L260 135H258ZM76 138H77V140H76ZM101 138H103V136L101 135ZM105 139H107L108 140V138L109 137H104ZM125 138V139H124ZM131 138V139H130ZM134 138V139H133ZM141 138H143V139H141ZM181 138V139H180ZM183 138V139H182ZM89 139V140H88ZM138 139V140H137ZM150 139V140H149ZM151 139H152V141H151ZM164 141H163V140ZM188 140V142H186L187 140ZM196 139H198V141L196 140ZM206 139H207V141H206ZM149 140V141H148ZM165 140H166V143H165ZM186 140V141H185ZM192 140V141H191ZM82 141V142H81ZM83 141H85V142H83ZM127 141V142H126ZM143 141V142H142ZM159 141V145H157V142ZM184 141H185V143H184ZM198 143H197V142ZM48 142V144H46ZM82 144H81V143ZM92 142V143H91ZM109 142V141H108ZM140 144H139V143ZM217 142V143H216ZM45 143V144H44ZM49 141H47V140H45V141H43L41 144V148H42V150H44V151H48V152H50V148H51V144H50V146H49ZM163 143V144H162ZM188 145H187V144ZM191 143H193L192 144V146L191 145H189V144H191ZM185 144L187 145V146H185ZM212 144V145H211ZM47 145H48V147H47ZM114 146H113V148L117 151H115V155H117V156H120V157H122V151H120L121 149H118V147H116V145L115 144H113ZM156 145H157V147H156ZM184 145V146H183ZM202 145H205V146H202ZM238 145V146H237ZM44 147V149H43V147ZM147 146V147H146ZM182 146H183V148H182ZM189 146V147H188ZM220 146V147H219ZM45 147H47V149L45 148ZM86 147V146H85ZM145 147V148H144ZM149 147V148H148ZM151 147H153V148H151ZM166 147H167V149H166ZM180 147V148H179ZM193 147H194V149H193ZM207 147V148H206ZM214 147V148H213ZM146 148H147V150H146ZM158 148V149H157ZM187 148L190 150V153H191V155L193 156V164H195V165H201L202 164V168L204 167L205 168V171L208 173L207 174V177H206V179H205V182H203V183H199V184H194V180H193V178H192V175H191V173H188V171H186V174H185V172H184V170L183 169H185V167H184V155H185V152H186V150H187ZM239 148V149H238ZM149 149H150V151H149ZM157 149V150H156ZM163 149V150H162ZM166 149V150H165ZM198 149H199V151H198ZM202 149V150H201ZM218 149V150H217ZM220 149V150H219ZM154 150H156V151H154ZM160 150V151H159ZM183 150H185V151H183ZM192 150V151H191ZM151 151H153L152 153H151ZM159 151V152H158ZM195 153H194V152ZM218 151H220L219 153H218ZM225 152V153H224ZM237 152H238V154H237ZM144 153H142L143 155H144ZM148 153V154H147ZM158 155H157V154ZM160 153V154H159ZM167 153V154H166ZM197 153V155H195ZM199 153V154H198ZM150 154V155H149ZM182 154V155H181ZM236 154H237V156H236ZM162 155H165V156H162ZM167 155V156H166ZM220 155H221V157H220ZM158 156H161V157H158ZM178 158H176V157ZM182 156V157H181ZM199 156V157H198ZM217 156V157H216ZM179 157H181V159L179 158ZM159 158H160V162H158L159 161ZM168 158V159H167ZM195 158V159H194ZM199 158V159H198ZM218 158L220 159L219 161H217L218 160ZM223 160H222V159ZM55 159V160H54ZM88 161H91V157H88ZM94 159V160H93ZM233 159V160H232ZM58 160V161H57ZM96 159L95 158H92V161L91 162H93V161H95ZM196 160V161H195ZM198 160V161H197ZM181 161V162H180ZM225 161V164L223 165V166H221V163H223ZM60 162V163H59ZM61 162L63 163V164H61ZM164 162V163H163ZM171 162V163H170ZM178 162V163H177ZM195 162V163H194ZM204 162H207V163H204ZM54 163V164H53ZM57 163H59V164H57ZM182 165H181V164ZM198 163V164H197ZM209 163V164H208ZM64 164H66V165H64ZM158 164V165H157ZM164 164V165H163ZM170 164V165H169ZM173 164V165H172ZM177 164H178V166H177ZM204 164V165H203ZM232 164V165H231ZM52 165V166H51ZM54 165V166H53ZM63 165H64V168H63ZM161 165V166H160ZM165 165H168V166H166V167H168V168H166L165 167ZM172 165V166H171ZM199 165V166H200ZM208 165V166H207ZM221 166V168L219 167L218 168V166ZM60 168H59V167ZM101 166V167H100ZM170 166V167H169ZM181 166H182V168H181ZM210 166V167H209ZM217 166V167H216ZM66 167V168H65ZM155 168V171L153 172V169ZM166 169H165V168ZM228 167V168H227ZM99 168H100V171H99ZM234 168V169H233ZM19 169H21L20 171H19ZM66 169H67V171H66ZM102 169H103V171H102ZM162 169V170H161ZM174 169V170H173ZM183 171H182V170ZM209 169V170H208ZM219 169V170H218ZM223 169V170H222ZM235 170V171H237V172H233V170ZM169 170H171V171H173V172H175V173H173V172H171V171H169ZM176 170H177V172H176ZM181 170V171H180ZM220 170H221V173H220ZM17 172V175L15 174L16 172ZM26 171L27 172H29L28 173V175H27V173H26ZM40 171V172H39ZM66 171V172H65ZM101 171L102 172H104V173H101ZM146 174H144L143 172ZM165 171V172H164ZM180 171V172H179ZM213 171V172H212ZM227 171V172H226ZM12 172H14V176H18V177H20V176H24V177H29V178H31V179H33V180H35V182H36V180H38L36 183H40V184H44V183H48V177H47V174L44 172V171H42L41 169H39V168H33V169H25V168H17V170L16 169H14V170H12ZM136 172H138V174L136 173ZM171 172V173H170ZM183 172V173H182ZM212 172V175L211 174H209V173H211ZM223 172H225V173H223ZM22 173V174H21ZM32 173H33V176H32ZM38 173V174H37ZM154 173V174H153ZM159 173V174H158ZM161 173V174H160ZM167 173H168V175H167ZM170 173V174H169ZM233 173H235L234 175H232ZM236 173H237V175H236ZM239 173V174H238ZM35 174H37V176L35 175ZM82 175V177H81V175ZM107 174H110V175H107ZM116 176H115V175ZM150 175V177H149V175ZM157 174V175H156ZM1 175V174H0ZM20 175V176H19ZM25 175H27V176H25ZM70 175V176H69ZM134 175V176H133ZM137 175V176H136ZM142 175V176H141ZM148 175V176H147ZM154 175V176H153ZM174 175V176H173ZM179 176V178H180V176H181V180H179V178L178 177H176V176ZM187 175V176H186ZM220 175V176H219ZM35 176V177H34ZM39 176V177H38ZM87 176V177H86ZM107 176L110 178H107ZM111 176H112V178H111ZM157 176V177H156ZM158 176H160V177H158ZM172 176V177H171ZM184 176V177H183ZM186 176V177H185ZM209 176V177H208ZM214 176H215V178H214ZM217 176H219V177H217ZM71 177V178H70ZM105 177V178H104ZM113 177H115V178H113ZM133 177H134V179H133ZM138 177H140V178H138ZM143 177V178H142ZM153 177V178H152ZM156 177V178H155ZM169 177H170V179H169ZM173 177H175L174 178V180L172 179ZM0 178L3 180V177H2V175L0 176ZM37 178V179H36ZM159 180H158V179ZM192 178V179H191ZM213 178V179H212ZM216 178H217V181H218V179L220 178L221 180H220V182L218 181V182H216V181H214V180H216ZM225 178V179H224ZM247 179H248V177H246ZM0 179V181H2ZM70 179H73V180H71L70 181ZM104 179H106V180H104ZM114 179H115V181H114ZM116 179H117V181H116ZM156 179H157V183L156 182H154V181H156ZM262 179V180H261ZM110 180H112V182L110 181ZM121 180V181H120ZM137 180V181H136ZM169 181V182H171V183H169V184H171V187H172V184L174 183H176L175 185L173 184V187H172V189L178 194V199H174L173 200V198H172V196H159L158 197V199H157V196H153L152 198L151 197H149V196H147V197H145V196H142V193H143V191H145V189H147V187H159V186H164L165 185V181ZM189 180V181H188ZM211 180V181H210ZM260 182H261V186L264 184L263 182H264V177L263 178H261L260 177ZM74 181V182H73ZM113 181H114V183H115V185H114V183H113ZM144 181V182H143ZM181 181V182H180ZM185 181V182H184ZM214 181V182H213ZM223 181V182H222ZM74 183V184H72V183ZM120 182V183H119ZM143 182V183H142ZM160 182H161V184H160ZM190 182V183H189ZM192 182V183H191ZM212 182V183H211ZM113 183V184H112ZM117 183H119V184H117ZM147 183V184H146ZM155 183L158 185L159 184V186H157V185H155ZM162 183H163V185H162ZM217 183H223V185H224V189H226V187H227V189H226V191L225 190H223V192H222V190L219 188L218 189V187H216L217 186ZM226 183V184H225ZM238 183V184H237ZM40 184H38V185H40ZM54 184V185H53ZM108 184H112L111 186L110 185H108ZM122 185V188H120L121 187V185ZM145 184H146V186H145ZM189 184H191V185H189ZM213 184V185H212ZM215 184V185H214ZM238 185V187H237V185ZM117 185V186H116ZM139 185V186H138ZM178 185V186H177ZM195 185L196 186H198V187H195ZM207 185H208V187H207ZM228 185V186H227ZM79 186H80V188H79ZM142 186V187H141ZM143 186H144V189H143ZM202 186V187H201ZM205 186L208 188V190H207V188L206 189H203V188H205ZM213 186V187H212ZM216 187V189H218L220 192V195H222V193H224L223 194V197L225 198V193L227 194V198H228V200L230 201V202H232L231 203V206H229V208L227 207L226 209L224 208V210H228V211H224L223 210V214H226V215H224V216H218V214L216 215V216H214L215 215V211H214V205H213V202H212V199H213V197H214V195L215 196H220L219 195V193L217 192L218 190H216V189H214L215 187ZM257 187V188H259L260 189V191L261 190H264V185L262 186V187ZM55 189H53V188ZM116 187V188H115ZM141 187V188H140ZM232 189H231V188ZM234 187H235V189H234ZM78 188V189H77ZM81 188H83V189H81ZM96 188H98V189H100V190H98V189H96ZM113 188V189H112ZM116 190H115V189ZM119 188H120V190H119ZM210 188V189H209ZM213 188V189H212ZM257 188H255L254 187V189H257ZM86 189H88V190H86ZM94 189H96V190H94ZM126 190V193H125V191L124 190ZM143 189V190H142ZM176 189V190H175ZM178 189H180V190H178ZM192 189V190H191ZM198 189L200 190V191H205V190H207V191H209V192H207V193H205L204 194V196L202 197H199V198H201V199H199L198 200V202H199V204L201 205V211H200V213H201V216H202V220H203V222H205L207 225H208V228L209 229H207V231L205 232V234L203 233V234H200V233H195V235L192 237V241L190 242V243H186L185 242V239H184V237H183V235H180L179 234V236H175V235H173V234H171V233H169V231H171V230H175L176 229V227H179V225L181 224H179V218H177V216H176V213H175V211H174V213H173V208H174V206L175 205H178V204H181V202H183L184 200H187V199H190V197H193L194 195H195V193H196V191H198ZM229 189V191L227 192V190ZM78 190V191H77ZM86 190V191H85ZM93 190V191H92ZM115 192H114V191ZM123 190V191H122ZM56 191H58V192H56ZM80 191V192H79ZM89 191V192H88ZM90 191H92L93 192V194L90 192ZM101 191V192H100ZM103 191V192H102ZM106 193H105V192ZM136 191V192H135ZM138 191V192H137ZM195 191V192H194ZM212 191V192H211ZM7 193V196H6V193ZM76 192V193H75ZM79 192V193H78ZM83 192H85V193H83ZM89 194H88V193ZM99 192V193H98ZM122 192V193H121ZM125 193V195H124V193ZM184 192V193H183ZM189 192H190V194H189ZM214 192H217V194H215ZM222 192V193H221ZM231 192V193H230ZM236 192V193H235ZM57 193V195L59 196L60 194V197H56L55 196V194ZM83 194V195H81V194ZM87 193V194H86ZM93 195V198H92V195ZM97 193V194H96ZM102 195H101V194ZM138 193V194H137ZM11 194V195H10ZM50 194H52V195H50ZM76 194V195H75ZM87 195V196H85V195ZM100 194V195H99ZM122 194H123V196H122ZM126 194H128L127 196H126ZM133 194V195H132ZM72 195H74L73 197H71ZM96 195V196H95ZM116 197H115V196ZM209 195V196H208ZM211 195L213 196L212 198H211ZM233 195V196H232ZM263 195H264V191H263ZM52 196V197H51ZM77 198H76V197ZM105 196V197H104ZM128 196H129V199H128ZM134 196V197H133ZM189 196V197H188ZM234 197L235 199H236V197H238L237 199H236V201H235V199L234 198H232V199H230L231 197ZM64 197V198H63ZM91 197V198H90ZM96 198V200H95V198ZM100 197V198H99ZM114 197H115V200L113 201L112 199H114ZM118 197V198H117ZM127 197V198H126ZM131 197V198H130ZM145 197V198H144ZM166 197V198H165ZM230 197V198H229ZM46 198H47V200L48 199H50V202H49V200L47 201L46 200ZM56 198V199H55ZM110 198V199H109ZM116 198H117V200H116ZM122 198V199H121ZM143 199V200H146V201H149V203H150V206H149V210H150V212L151 213H149V210L147 209V218H146V220H145V222H146V224H144L143 225V217H142V214H141V212L140 211H138V210H136V209H134L135 207H133V206H135L133 203H132V200L133 199H136V200H140V199ZM148 200H147V199ZM163 198H165V199H163ZM170 198V199H169ZM180 198V199H179ZM204 198V199H203ZM206 198V199H205ZM59 199V200H58ZM109 199V200H108ZM128 199V200H127ZM141 199V200H142ZM154 199H156V202H155V200ZM163 199V201H161ZM241 199V200H240ZM22 200V202H24V204L26 205V203H27V205L25 206V208L24 207H22V206H20L19 204H18V202L19 203H21L20 201ZM45 202H44V201ZM68 200V202H69V204H68V202L66 203V204H68V205H66L65 203H64V201H67ZM72 202H71V201ZM99 200V201H98ZM122 200H123V202H125V203H123L122 202ZM152 200H154V201H152ZM157 200H159L158 202H157ZM203 200H204V202H203ZM232 200V201H231ZM7 201H9V202H7ZM14 201H16L17 203H15ZM43 201V202H42ZM161 201V202H160ZM206 201V202H205ZM211 201V202H210ZM14 202V203H13ZM47 202V203H46ZM56 202V203H55ZM62 204H61V203ZM121 202V203H120ZM165 202H167V203H165ZM210 202V203H209ZM5 203H7V204H5ZM32 203V204H31ZM113 203V204H112ZM117 203V204H116ZM121 204V206H120V204ZM155 203V204H154ZM158 203V204H157ZM160 203V204H159ZM11 204H13V205H11ZM29 204V205H28ZM31 204V205H30ZM115 204V205H114ZM166 204V205H165ZM203 204V205H202ZM65 205V206H64ZM69 205H71V206H69ZM91 205V206H90ZM114 206V207H112V206ZM125 205H127V207L125 206ZM129 205H131L130 207H129ZM153 205V206H152ZM158 205V206H157ZM167 205H172V207H171V209H169L168 207H167ZM174 205V206H173ZM211 205H212V207H211ZM234 205V206H233ZM9 206V207H8ZM20 206V207H19ZM28 206V207H27ZM39 206V207H38ZM81 206V207H80ZM89 206V207H88ZM124 206L126 207L125 209H124ZM156 206V207H155ZM162 206H164L163 208L165 209H162ZM15 207V208H14ZM84 207V208H83ZM131 207H133V208H131ZM151 207V208H150ZM204 207H206V208H204ZM230 207H234V209L233 208H230ZM263 207H264V205H263ZM74 208H76V209H74ZM97 208V209H96ZM114 208V209H113ZM130 208V209H129ZM159 208V209H158ZM235 208H237V210L235 209ZM16 210V212L14 211V210ZM25 209V210H24ZM37 209V210H36ZM74 209V210H73ZM81 209V210H80ZM119 209V210H118ZM131 209H133V210H131ZM153 209V210H152ZM161 209V210H160ZM203 209V210H202ZM205 209V210H204ZM210 209V210H209ZM230 209V210H229ZM8 210V211H7ZM78 210H80V211H78ZM124 210V211H123ZM128 210V211H127ZM136 210V211H135ZM155 210V211H154ZM158 210V211H157ZM68 211H69V213H68ZM82 211H83V213H82ZM131 211V212H130ZM135 211V212H134ZM235 211H237V212H235ZM81 212V213H80ZM88 212L89 213H92V214H89L88 215ZM108 212V213H107ZM130 212V213H129ZM157 212V213H156ZM228 212V213H227ZM241 212V213H240ZM243 212V213H242ZM21 213V214H20ZM28 213V214H27ZM46 213V214H45ZM79 213V214H78ZM126 213H128V214H126ZM229 213H230V215H229ZM240 213V214H239ZM58 214V215H57ZM71 214V215H70ZM77 214V215H76ZM124 214H126V215H124ZM134 214V215H133ZM165 216H164V215ZM236 214V215H235ZM21 215H24L23 217L21 216ZM34 215H36V216H34ZM38 215V216H37ZM69 215V216H68ZM92 215V216H91ZM137 215V216H136ZM141 215V217H139ZM163 215V216H162ZM168 215V216H167ZM171 217H170V216ZM173 215V216H172ZM229 215V216H228ZM16 216V217H17ZM81 216V217H80ZM88 216V217H87ZM134 216V217H133ZM160 216V217H159ZM207 216V217H206ZM228 216V217H227ZM232 216H235L234 218L232 217ZM45 217V218H44ZM129 217V218H128ZM136 217V218H135ZM139 217V218H138ZM165 217H167L168 219H166ZM212 217L214 218L213 220H212ZM219 217V218H218ZM226 217V218H225ZM19 218V219H20ZM73 218V219H72ZM135 218V219H134ZM137 218H138V220H137ZM170 218V219H169ZM172 218V219H171ZM174 218V219H173ZM206 218V219H205ZM218 218V219H217ZM86 219V220H85ZM140 219H142V220H140ZM221 219V220H220ZM223 219V220H222ZM230 221H229V220ZM234 219V220H233ZM62 220V221H61ZM68 220V221H67ZM70 220V221H69ZM82 220V221H81ZM93 220H95V221H93ZM169 221V222H167V221ZM176 220H178V221H176ZM219 220V221H218ZM61 221V222H60ZM76 221V222H75ZM87 221V222H86ZM127 221H129V222H127ZM148 221H149V223H148ZM153 221V222H152ZM212 221V222H211ZM213 221L215 222V223H213ZM235 221V222H234ZM65 222V223H64ZM81 222V223H80ZM93 222V223H92ZM95 222V223H94ZM151 222V223H150ZM172 222V223H171ZM174 222V223H173ZM217 222H218V224H217ZM221 222V223H220ZM236 222H239L238 224L236 223ZM251 222H252V224L253 225H255V227L256 228H261V229H263V227H261V223H260V221L259 220H257V219H255V218H253L252 220H251ZM254 222H255V224H254ZM73 223V224H72ZM80 223V224H79ZM168 223V224H167ZM170 223V224H169ZM209 223V224H208ZM213 224V227L211 226L212 224ZM225 223H227V227H229V228H227L226 227V224ZM233 223V224H232ZM65 224V225H64ZM129 224V225H128ZM134 224V225H133ZM139 224V225H138ZM217 224V225H216ZM229 224H231V226L229 225ZM88 227H87V226ZM126 225V226H125ZM142 225V227H140ZM165 227H164V226ZM178 225V226H177ZM182 225V224H181ZM225 225V226H224ZM260 225V226H259ZM65 226V227H64ZM67 226V227H66ZM70 226V227H69ZM74 226V227H73ZM80 226V227H79ZM128 226V227H127ZM146 226H147V228H146ZM158 226V227H157ZM169 226V227H168ZM171 226V227H170ZM173 226V227H172ZM211 226V227H210ZM232 226H233V228L235 229H233L232 228ZM235 226V227H234ZM259 226V227H258ZM130 227V228H129ZM160 227V228H159ZM162 227H164L166 230H164ZM185 227H187L186 225H185ZM216 227V228H215ZM237 227V228H236ZM69 228V229H68ZM72 228V229H71ZM86 228H87V230H86ZM137 228V229H136ZM159 228V229H158ZM165 231H163L162 229ZM168 228V229H167ZM175 228V229H174ZM215 228V229H214ZM226 228V229H225ZM68 229V230H67ZM84 229V230H83ZM134 231H133V230ZM171 229V230H170ZM218 229H220L219 231H221V230H224L223 232L224 233H222V231L221 232H219L218 231ZM260 229V230H261ZM143 230V231H142ZM215 230V231H214ZM230 230V231H229ZM84 231V232H83ZM163 231V232H162ZM211 231V232H210ZM227 231H228V233H227ZM235 231V233L233 234V232ZM89 232V233H88ZM129 233V234H127V233ZM136 232V233H135ZM143 232V233H142ZM210 232V233H209ZM130 233H131V235H130ZM132 233H134L133 235H132ZM161 233H163V236L161 237ZM210 235H209V234ZM213 235H212V234ZM216 233V234H215ZM220 233V234H219ZM226 233V234H225ZM25 234V235H24ZM23 235H21L20 236V238L21 239H24V237H26V233H24ZM87 234H89V235H87ZM232 234V235H231ZM166 235V236H165ZM167 235H169V236H167ZM198 235H199V237L200 236H202V237H200V238H198ZM214 235H217V236H214ZM221 235V236H220ZM133 236V237H132ZM205 236V237H204ZM210 236H213V237H210ZM231 236H233L232 238H231ZM92 237V238H91ZM156 237V238H155ZM160 237V238H159ZM169 237H171V239L169 238ZM226 237V238H225ZM228 237V238H227ZM234 237H236V238H234ZM134 238V239H133ZM135 238H136V240H135ZM169 238V239H168ZM198 238V239H197ZM205 239V240H203V239ZM218 238V239H217ZM175 239V240H174ZM180 240V241H184V244L186 245H184V249H185V252H184V250H181V251H179V250H177L176 252H175V258L173 257V258H170V257H168L167 255H163V254H166V250H165V246L163 245V241L165 240V241H167V242H169V241H177V240ZM216 239V240H215ZM225 239V240H224ZM228 239V240H227ZM236 240L235 242L233 241V240ZM198 240V241H197ZM212 240V241H211ZM222 240H224V241H222ZM238 240H239V242H238ZM118 242V244H119V242L121 241V240H117ZM152 241H155L154 242V244H153V242ZM157 241V242H156ZM200 241H202V242H200ZM214 241H216V242H214ZM233 241V242H232ZM162 242V243H161ZM196 244H195V243ZM212 242V243H211ZM223 242V243H222ZM226 242H228V243H225ZM207 245H206V244ZM221 243V244H220ZM99 244L101 245V243L99 242ZM202 244V245H201ZM237 244V245H236ZM59 245V244H58ZM66 247L68 248V250L70 249L69 248V244H67L66 243ZM156 245V246H155ZM228 245V246H227ZM191 246V247H190ZM205 246V247H204ZM156 248V249H155ZM187 248V249H186ZM191 248V249H190ZM193 248V249H192ZM194 248H196V249H194ZM73 249V248H72ZM68 250L66 251V252H68ZM164 252H163V251ZM191 250V251H190ZM192 250L194 251V252H192ZM199 250V251H198ZM210 250H211V253H210ZM209 251V252H208ZM213 251V252H212ZM202 252H204V253H202ZM141 253H142V255H141ZM194 253V254H193ZM206 253H208V255H206ZM184 254V255H183ZM193 255V256H192ZM204 255H206V256H204ZM214 255V256H213ZM166 256V257H165ZM20 257V259H21V261L23 262V260L26 258H24L23 260H22V258L24 257H22V255L21 256H19ZM186 257V258H185ZM189 257V258H188ZM209 257H211L210 259H209ZM164 258H165V260H164ZM167 258H169V259H167ZM174 259V260H173ZM179 259V260H178ZM181 259H182V261H181ZM187 259V260H186ZM199 259V260H198ZM209 261H207V260ZM148 260V261H147ZM171 260V261H170ZM150 261V262H149ZM168 261V262H167ZM200 261V262H199ZM212 261V262H211ZM176 262V263H175ZM202 262H206V263H202ZM208 262V263H207ZM60 264H67V263H65L64 261H62V262H60ZM95 264H106V263H102L101 261H98V262H96ZM109 264H111V263H109Z\"/></svg>","mask_w":264,"mask_h":264}]
</instances>
